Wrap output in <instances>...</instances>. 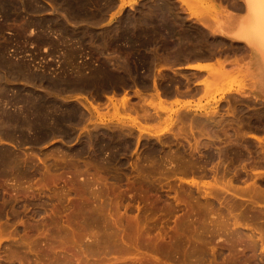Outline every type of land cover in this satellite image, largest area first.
<instances>
[{
  "label": "rangeland",
  "instance_id": "rangeland-1",
  "mask_svg": "<svg viewBox=\"0 0 264 264\" xmlns=\"http://www.w3.org/2000/svg\"><path fill=\"white\" fill-rule=\"evenodd\" d=\"M113 1H115V2H113ZM154 1H158V0H154ZM159 1H161V0H159ZM55 2H58L57 5H56ZM78 2H75L74 4H75V6H78V9L83 10V11H81V14L84 17L81 15V18H83V19H81V18H74V19H77L76 20L77 22L81 19V21H80L81 26H80V24L75 25L74 24L75 22H73L75 20H73L71 23H67L66 22L67 23L66 25H68L67 27H70L71 28V31H73V32H76L77 31L76 32L77 34H75V37L76 36L81 37L82 38L81 41H83V42H80L79 43L78 40H75L76 38L75 39L73 38L72 43H70L71 41H69V40L67 41L68 43L66 41H60L59 42L58 39H60L62 35L61 34L58 35V33L52 32L51 30H50L49 33H48V31L42 32L44 34H45V32L47 34H49L48 35L49 39L47 41H37L35 38H37L39 36V33L41 32L40 31L41 30L40 26H43V25L49 23V20L50 21L51 20L54 21V19H56V18L62 19V16L65 15V11L62 8L64 4L61 2V0H56V1H52V0H37L35 2L34 8L36 6L38 8H35V9L33 8L31 10L32 14L30 12L29 13V16H28L29 19L31 18L30 20H32V21L34 20V24L32 23V25H30L32 28L29 26L28 28H26V30L24 32V34L26 35V39H27L28 42L27 41L25 42L22 39L20 41V40H18L13 35L15 33V30L14 29H16L15 26H17V24L20 22L19 20H18L19 21L18 22V21L14 20V19L13 20L12 19H9V20H7V23H8L7 24L6 23V20L4 21V19L2 20L0 18V23L4 27L3 32L0 33V44L2 45V44H8L9 43L10 46L7 45L8 46V48H7L8 51L6 50V56L8 55L9 56V59H12V60H15V61L19 59V61L20 60H23V62L31 63L32 65L30 64V66L34 67L37 70H38V68L39 69L40 68H43L45 70L48 69L47 71L48 72H51L53 75L60 74L61 71H62V74L66 72L65 74H67V76H69V77L72 76V78L74 77L73 73L74 74L76 73L75 75H77L76 76L77 78L78 77H81L82 74H84L85 76L89 74L90 76L89 75L87 76V77H89L88 79H90V80L93 79L94 82H104V80L106 79L105 82H106V84H107V82L109 83V87L108 88L105 87L102 90H100L98 92L99 95L96 94L98 96H96V97L94 96V98L91 97V96H89V93H91L92 90L94 91L95 89H90L91 91L90 90H86L87 92L85 90H74V91H71L70 93L67 92V93L61 94V95L67 96V98L70 100L69 101V105H72V106L74 105V107L75 106L76 107L80 106L81 107V110H84V111L86 110V108H83L85 106L81 102H79V100L84 101L85 104L86 105L88 104V106L91 109H92V106H91L92 104L90 105V102L93 103V105H97V104L100 103L99 104V106H100L99 107L100 112H98V113H101V114L98 115L96 113V116L94 115V117H96V118L92 117V119H89V120H85L83 122H80L81 124L79 123L80 125H78V128H77L78 130H76L78 132H76V133L77 134H79V133H82L83 134L84 133L83 134V137L81 138L83 140L85 138L84 136L87 134V132L89 133L91 131H96V130H99L100 129L101 137L104 140L103 142H104L105 145L107 144L104 147V149H103L104 151H102V153L100 154V157L102 156L103 158L102 157L101 158L106 163L102 162V160H100V159H99L100 161L99 160L88 159V156L90 154V151H89V148H88L82 154V158L84 159V162H83V166H81V169H83V168H84L83 170H86L87 169L86 171H84L85 173L82 172L78 176L75 175L76 177H74V172H73L74 171V167H73V165L76 162L71 163V166L73 167V169H70V168H72L70 165H69L70 167L67 168L68 167V164H70L71 160H69L68 163L66 162L67 163V166L64 167L63 164H62V167H60L57 170H55L54 169V166H52L53 165L52 164L53 163V160L52 159L55 157V154H54L55 153L54 152V146L61 145V146L65 147L68 150L74 149V146L76 147V145L79 142L78 136H76L77 134L75 135L76 137H72V138H69V139H66V140L63 139V138H60V137H55V138L49 137V138H46V139L40 141L39 143L38 142L37 143H34L33 141L30 142V140H27V141L25 140V141H22V143L19 142V144H18V142L14 141V140H9V139L3 138V137L0 138V150L2 149V151L4 150V152H7V153H10L11 152L10 154H12L13 156H17L18 158H21V159H24V160H27V161H29V159H30V162H29L30 164L27 163V165L24 166V162H22L23 165H21L22 166L21 169H25V171L27 172V174H25V172H23L24 174L21 175V173H20V174H18V176H15V173L13 174V171L14 170L11 169L12 167L10 168V165H7V164H6L7 166L4 165L5 166V169H4L3 166H0V168H2V169H0V196H1V198H0V210H1L0 211V261L2 262L3 260H6L7 259V256L9 257L10 254L12 255L13 252L16 253L18 251V249L21 248V250L18 251L17 255L15 254L16 257H18V260L17 261L19 263H16L17 261L15 259H17V258L14 257L15 255L14 256L13 255L11 256L12 258L13 257L15 258V259L13 258L14 261H15V262L13 261L14 264H21V263L22 264H39V263H37V261L40 262V264H48V262H50L49 264H57V262L54 261V260H57L58 261V258L57 257H59L60 255L61 256L62 255L64 256L66 253H67V256L69 254L70 257H67L66 255L64 256V257L67 258V261L66 262L64 261V264H74V263L75 264H113V263H115V264H122V263L123 264H133V263L134 264H140V263L141 264L142 263L143 264H146V263H148V261L150 263V261L152 259H153V261H151V263H153V264H155L156 262H157L156 264H158V262H159V264H164V263L165 264L166 263L167 264H177L176 261L173 262V259L175 257L177 258V256L180 255V254L183 255V253H181L182 250H181L180 254L177 253V252L174 253V251H173L174 249H171L172 248L171 245L174 244L173 243V240H174L173 238L176 237V236L177 237L179 236V235H177V234H179L177 232L179 231V229L180 230L182 229V226L184 225L183 223L185 222L186 219H188L190 217L191 214L192 215H191V217L188 220L190 221V219L192 218L191 219V221H192L191 223H193L194 221L197 220V219L196 220L194 219V221H193V217H197V215L194 216L195 215L194 212H198V213L200 212L201 213V208H203V210L205 209V211H206V209H208V206L205 207V205L202 206V204L205 201V202H207L205 204L208 205L210 202L207 201V200L210 199V201L212 200L214 204L213 203H212V205L209 204V206H213L214 205L215 209H213V210L216 213H217L218 210L221 211L222 215L223 214L225 215L224 218L227 219V221H225V222L226 223L228 222L227 225L223 222L224 223V226L225 225L227 226L226 227L227 229L224 228V226L222 225L221 226V229H223V230H221V229H218L220 226L219 227H216V226H218L219 223L222 224V222H218L217 221L218 224L216 223V226H214V229H213V232H214V235L213 236L214 237L212 235H207V236H210V237L213 238V241L211 242V244L213 246L216 245L215 246L216 249L214 247L213 253L215 252L214 255L217 254V257L220 258V259H215L217 257L214 256V260H213V262L215 261L214 264H216V263L223 264V263H220V262H222L223 261L222 258L224 259V257H225L224 256V253H227L228 254V252H225V251L227 249L226 247H228L227 246L228 245V242L229 241H232V240H229V239H233V241H236L235 243L238 244V245L236 244V247L238 248L237 251H239L240 248L243 249L242 251H240V253L242 255L239 252H237V254H239V257L240 258L242 257L243 259L245 258L244 260H247V261L249 260V262H246L243 259H241L242 260L241 261L240 258H239V260L241 262L238 261V264H245V263L246 264L247 263L248 264H264V242L262 243V240H259L260 239L259 236L262 234L261 232H264L263 231L264 230V221H263L264 220V141H262L261 139L257 138L258 137L256 135L257 134V131H256L257 129L255 130L256 125H257V114H256L257 102L255 100L249 98L248 96L243 95V94L230 93L231 95L230 94H228L227 96L226 95H223L222 93H224V91L227 88L231 87V84H228L229 86L226 85L225 87H219L218 85H215V84L210 86L209 83H206V86L205 87H207V88H205V93H203L200 96H198L195 101H194V98L192 97L193 99L186 100L183 104L178 105L177 102H176V100L170 101V100L166 99V98H169L168 96L170 95V93H173V90H176L177 91L178 88H179V90L181 88H186L188 90V92H191L192 91V88L190 87V82H188V81L191 80V75L186 74V72H177L176 70H174V71L171 72V71H166V69H165L167 65H170L172 63L174 65H176V64H182V62L184 60V56H186L187 54H189L191 52V50H192V45L190 43H187V42L184 43L183 40H182L183 39V35L182 34H178L179 23H181V21L178 20L176 18V16H174V15H173V17L168 18L167 17L168 16V13H166V17L163 18V19L162 18H155V17L154 18H151L150 15H149V17H147L145 13L148 10V7H149V12H150L151 5L149 3V6H146V3H145L144 0H142L140 2L139 1H136V0H132V1H129L127 3L125 1L122 2V0H110V1L109 0H94V1L93 0H83V1L82 0H79ZM106 2H107V4H105ZM159 3H161V2H159ZM164 3H165V9H166L167 12H168V9H170L172 7L175 9V7H176V4L175 3L173 4V2H169L168 0H164ZM130 4H131V7L130 8H127L126 6L127 5H130ZM59 5H60V7H59ZM56 6H58L59 8L56 7ZM61 8L63 9L62 11L64 13L61 11ZM33 10H35V11H33ZM31 15H33V17ZM86 16H90V18L86 19L87 18ZM37 19H39V20H37ZM82 20H85L86 22L85 21H82ZM41 21H42V23H41ZM91 21L94 22V23L92 24ZM35 22H36V24H35ZM75 26L78 29L74 28ZM29 28H31V29H29ZM80 29H83L84 32H83V30L80 31ZM117 29H119L118 30L119 32L116 31ZM78 30H79V32H78ZM85 30H87V31H85ZM181 30H182V26H181ZM73 32H72V34H73ZM85 32H87V33H85ZM145 32H146V34H145ZM42 33H40V35ZM79 33H81V35H78ZM105 34L108 35L109 37L106 36ZM113 34H116V35H113ZM124 34H126V36H124ZM53 35H55L56 38ZM72 36H74V35H72ZM88 36H89L90 39L87 38ZM101 36H103V37L105 36L106 38L104 37L105 38L104 39ZM119 36H121V37H119ZM57 37H59V38L57 39ZM107 38L108 39H111L112 38L111 39L112 41L111 40L108 41ZM132 38H133V40H132ZM31 39L32 40L34 39L33 42H32ZM53 39H54V41L56 39L58 41L56 40L55 41L56 43L54 42V44H53L52 42H50V41H53ZM165 39L167 41H165ZM74 40H75V42L77 41L79 44L77 42L74 43ZM105 41H107V43H104ZM64 42H66V43H64ZM81 43H83V44L81 45ZM74 44H76V45H74ZM106 44H109L110 47L108 45H106ZM18 45H20V46H18ZM90 45H91V47H90ZM71 46L73 48L75 47V49H73ZM153 46L155 47L154 48L155 51L153 50ZM53 47L55 49H53ZM150 47H151V49H150ZM50 48H52V49H50ZM56 48H58V49H56ZM99 48H100V50H99ZM103 48H104V50H103ZM110 48H111V50H110ZM186 49H187V51H186ZM68 50L70 51V53L72 55L74 54V57L73 58H71L72 55L69 53ZM73 50H76V52L74 53ZM78 51H80V52H78ZM87 51H88V53H87ZM63 52H65V57L63 56L64 55ZM66 54L69 55V56H71V57H68V59H67V55ZM85 54H86V56H85ZM109 54H110V56H109ZM116 54H117V56H116ZM157 56H159V57H157ZM14 57H15V59H14ZM113 57H114V59H113ZM69 58H71L72 60L69 59ZM120 59H123V60H120ZM126 59H127V61L129 60L128 62L125 61V62H127V64L124 62V60H126ZM163 59H165V60H163ZM67 62H68V64H66ZM70 62H71V64H70ZM102 62L104 63V65H103ZM169 62H170V64H169ZM62 63L63 64L65 63V64L63 65ZM73 63H74V65H73ZM79 64H80V66H79ZM82 65H84V66H82ZM75 66H78L79 68L78 67L76 68ZM130 66H132L133 69ZM36 67H38V68H36ZM96 67L97 68L99 67V68L97 69ZM102 67H103V69H102ZM117 67H119V68H117ZM61 68H63V70H61ZM125 68L126 69L128 68L127 69L128 71L127 70H124ZM129 68H130V70H129ZM49 69H52V70H49ZM88 69L90 70L89 72H88ZM148 70H150V71H148ZM53 71H54V73H53ZM58 71H60V72L58 73ZM90 73H96V76H93L92 77ZM104 73H105V76H104ZM129 73L130 74L132 73L133 75L132 74L130 75ZM106 75H108V76H106ZM117 77H119L118 79L121 78L122 81H120V83H119L120 85L118 84L116 86L117 88L114 87L115 89H113L112 88L113 85H110V82L112 81L113 78L114 79H117ZM94 79H96V80H94ZM185 80L187 82H184ZM151 84L153 86H155V87H153ZM207 84H209V85H207ZM120 86H122V88ZM176 87H177V89H175ZM136 88L139 90L138 92L140 93V95H138L139 93L137 94V92H136L137 89ZM114 90H115V92H114ZM140 90H143V91H140ZM158 91H159V93H161V95H160L161 98L163 96V97H165L166 100L164 98L162 100L161 98L157 97L158 96V94H157ZM169 91H170V93H169ZM125 92H127V94ZM142 92H143V95L146 93L145 94L146 97L142 95ZM93 93L94 92H92L91 95ZM118 93H120V94H118ZM123 93H125L126 96L128 95V98H129V101H130L129 104L132 105V106L134 105L136 107V109L138 108L136 111H135V109H131V110L130 109H127L126 112L124 111V107H123V105L120 102V98L123 96ZM150 93L151 94L154 93V95H153L154 98L152 97V95ZM112 95H114V97L117 96L115 98H118L119 95H120V97L118 99H116L119 102L116 101L115 98ZM147 95H149L151 97L149 98V96H147ZM217 95H220V96L217 97ZM138 96H139V98H138ZM110 97H112V99H113L112 101H111ZM151 98H153V99H151ZM146 99L149 100V101L147 102ZM96 101H97V103H96ZM113 101H115V103ZM132 101H134L135 103H133ZM144 101L146 103H144ZM177 101H180V100H177ZM187 101H188V103H187ZM116 102H117V104H116ZM143 103H144L145 106L143 105ZM149 103H150V105H149ZM154 103H157V104H154ZM77 104H79V105H77ZM81 104L83 105V107H82ZM119 104L121 105V107H123V110H122L121 107L118 108V109H116L117 108L116 106H118V107L120 106ZM135 104H138L139 107H137V105H135ZM160 104H161V106H160ZM108 105H110L111 107L108 106ZM140 105H142V108H145V107L148 108L147 109L148 111H147L146 117H144L142 115L143 112H145V111H144V109L142 110V108H141ZM154 105H155V107H154ZM114 107H116V108H114ZM156 107H157L158 110L156 109ZM166 107H168L169 109L166 108ZM105 108L106 109H109V110H105ZM101 109L104 112H102ZM138 110H140L139 111L140 113L138 112ZM141 110H142V112H141ZM150 110H152V111L154 110V111L152 112ZM159 110L160 111L161 110L162 111L164 110V111L163 112L161 111L162 112L161 113ZM105 111H108V112H105ZM158 111L160 112L159 114L157 113ZM179 111H181V113H179ZM183 111H185L186 113L183 112ZM86 112H87V110H86ZM164 112H165L166 115L164 114ZM136 113H137V116L138 117L136 116ZM177 113H178V115H176ZM191 113H192V115H191ZM196 113H198V114H196ZM127 115H129V116H127ZM139 115H141V116H139ZM98 116L101 117V118H99ZM158 116H159V118H158ZM178 116L180 117L179 119H181V120L176 119V118H178ZM133 117H136L138 120L141 119L139 121H141L143 125H145V126L147 125L146 130L148 128L149 129L147 131L146 130L141 131L142 132V134H141V132L138 129H136L135 126L131 125V122L129 121V120L133 119ZM139 117H141V118H139ZM189 117H190L191 120H192V117L195 120L193 119L194 121L193 120L191 121L189 119ZM183 118L186 120V122H185V120ZM95 119H97V120L98 119L99 120L101 119V120L100 121L98 120L99 122L93 121ZM147 119H148V121L146 122ZM173 119H175V120H173ZM159 120H161V121H159ZM176 120H177V122H176ZM89 121H91V122H89ZM117 121H118L119 124L117 123ZM157 121H159V122L157 123ZM182 121H183L184 124L182 123ZM93 122H96L97 124L100 123V124H98V126L95 125V127H94V124L95 123H93ZM115 122H116V124H115ZM89 123H91V124H89ZM103 123H104L105 126L103 125ZM126 124H128V125H126ZM106 125H108V126H106ZM80 126H81V130H79L80 129ZM84 126H85V128H84ZM89 126H90V128H89ZM119 126H121V127H119ZM127 126L130 127L131 129L133 127V129L131 131H128L127 130L125 133H123L122 139H121V135L120 134H122V132H124L126 130ZM169 126H171L170 129H169ZM124 127H126V128H124ZM95 128H96V130H95ZM116 128L117 129L121 128V130L119 129L120 132L122 130H124V131H122L120 133L119 130H118V132L120 133V134H118ZM130 128H129V130H130ZM238 128H239V130H238ZM103 132H104V134H103ZM128 132H129V135H128ZM108 133H109V136H108ZM215 134L218 135V138H216L217 136H215ZM118 135H119V137H117ZM139 135L140 136L143 135V136L140 137ZM228 135H229V137H228ZM137 136H139L140 138L137 137ZM227 137H228V139H227ZM236 138H237V140H236ZM85 139H84V141H85ZM260 140L262 141V143H259V142H261ZM164 141H165V143H164ZM55 142H57V143H55ZM162 142H163V144H162ZM112 145L113 146L114 145H118V146H121V147L123 146L122 147L123 150L120 151V153H122V155H120V153H119V156H118L119 159L117 161H115L117 159L116 158L114 161H112V163H110V162L108 163L106 160L107 159H111L114 156L112 154V153H114L113 150H112L113 148L111 147ZM106 147H107V149H106ZM192 148H194L193 151H192ZM110 149L112 150V153H110L111 152ZM169 149L171 151L170 153L168 151ZM179 149H180V155H183L184 157L183 156H180L178 154L179 153ZM182 149L184 151H186V153ZM32 150H34V151H32ZM34 152H36V153L34 154ZM181 152H182V154H181ZM191 152L192 153L194 152V153L192 154ZM49 154L51 156H49ZM68 154H69V151H68ZM34 155H35V157H34ZM43 155H45L48 159L45 156H43ZM84 155H85V158H84ZM27 156H28V158H26ZM185 156H186V160L184 159L185 162L187 163V165L190 164L191 166L189 165L188 167H186L185 166L186 163H184V160H181L180 161V159L185 158ZM178 157H180L179 161L182 164L178 162ZM33 158L35 159V161H34ZM121 158H123V159L121 160ZM37 159H38V161H37ZM68 159L69 158L67 157V161H68ZM187 159H188L189 162L187 161ZM44 160H46V161H44ZM120 160H121V163L122 164L120 163ZM36 161L39 164L36 163ZM41 161H42V163H41ZM96 161H98V163ZM123 162H124V164H123ZM49 163L52 164V165H50ZM100 163H101V165H100ZM107 163L109 164V166H107ZM37 164H38V166H37ZM87 164H88V166H87ZM118 164H119V166H120V164L122 165V166H120L121 168L118 166ZM34 165H35V167L36 166L37 167L35 168ZM110 165H112V168L114 166H116L113 169L110 168V171L112 170L111 172L109 171V167H111ZM28 166H31V167H29V171H28ZM47 166L49 168H47ZM95 166H96V168H95ZM141 166H143V167H141ZM184 166H185V169H184ZM43 167H44V169H43ZM63 167L66 170H64ZM99 167H101L102 170ZM7 168H9L10 170H13V171L11 172ZM26 168H27V170H26ZM105 168L108 169V170L105 171ZM116 168L117 169L119 168L118 170H121L122 169L121 170L122 172H119L118 170H114ZM136 168H137V171H136ZM182 168L185 170V172H183V169ZM62 169H63V171H62ZM32 170L34 171V173H33ZM39 170H40V172H39ZM43 170H44V172H43ZM52 170H53V172H52ZM93 170H95V171L93 172ZM113 170L116 171V172H113ZM50 171H51V173H50ZM55 171H56V173L58 172L57 173V177L54 176V175H56ZM61 171H62V173H61ZM107 171L110 172V173H108ZM140 171H142V172H140ZM103 172H104V174H103ZM112 172H113V174H116V173L119 172V175H117V174L115 176L112 175L113 176L112 177L111 176V173ZM44 173H47L48 174V176H47L48 178L46 177V175ZM49 173L51 175H53V176L49 175ZM137 173H139V174H137ZM146 173L149 174V176H151V177L146 179L145 178L146 177L145 175H147ZM71 174L73 176H71ZM83 174L85 175V177L83 176ZM120 174H123V175L121 176ZM3 175H5V176H3ZM13 175H14V177H11ZM29 175H30V177H28ZM59 175H61L62 178ZM138 175H139V178L142 177L143 179H141V178L139 179L138 178ZM143 175H144V177H143ZM20 176H22V177L20 178ZM116 176H121V178L123 177L121 179L122 182L119 183V186H118V181H115L116 180V178H115ZM41 177L43 179H40ZM58 177H60L61 180ZM73 177H74V180L75 179L77 180V181L75 180V183L73 182L74 181L73 180ZM133 177L135 178L133 180L134 182L136 180L137 181L138 180H140V181L142 180L141 183H140V181H138L139 183L137 181L135 183L132 182ZM10 178H12V179H10ZM51 178H53V179H51ZM14 179H18V181L17 180L15 181ZM54 179H56V180H54ZM79 179L81 181H84L86 179L88 180V184L86 183L87 180H86V182H84V184H82L83 185V188L85 190L82 188V186L80 185V183H78V180ZM90 179H91L90 183L92 185L89 183V180ZM96 179H98L99 182ZM38 180H39V182H41L40 185H37V184H39ZM45 180L46 181H49V182H46ZM146 180H150V183H149V181L145 182ZM53 181H55V182L52 183ZM63 181H64V183H63ZM216 181H217V183H216ZM19 182H21V183H19ZM30 182H31V184H29ZM34 182H36V183L34 184ZM45 182L47 183V186H46ZM194 182L196 183V186H195V183ZM223 182L224 183L225 182H230L229 184H231L232 187L233 186H234V188L236 187L235 190H234V188H232L229 185L230 186L229 190L232 189L231 190L232 192L233 191L236 192V196L233 197V196H231V194L229 195V193H227V192L225 193V191H221L222 189L219 188V187L223 185V184L222 185L220 184V183H223ZM42 183L44 185H42ZM151 183H152V185H151ZM189 183H191V184L189 185ZM245 183H247V185ZM33 184H34L35 187L33 186ZM67 184L68 185H74V186L67 187L68 186ZM77 184H78V186L76 187ZM120 184H122V185H120ZM138 184H140V186ZM232 184H234V185H232ZM253 184H254V187H253L254 189L251 190L252 192H254L256 194V192L258 191V188H259V191L260 192H263V193H260L259 194V191H258L257 192L258 194L255 195L254 193H252L248 189L250 191V192L248 191L249 194H250L249 195L248 192H246L247 190L245 188H247L246 186H248V185L253 186ZM27 185L28 186L29 185L32 186V188L30 186L28 187ZM41 185H42V189L40 190L39 188H40ZM48 185H50V186H48ZM197 185H198V187H197ZM209 185L212 186L211 189H210V186ZM235 185L238 186V189H240L239 191L237 190V186H235ZM257 185H259V187ZM80 186H81V189H83L84 191L82 190L79 193V192H77V190L79 191ZM18 187H19L20 191H19ZM23 187H26V188L24 189ZM73 187H76V189L73 188ZM104 187L106 188V190H105ZM117 187L119 189H117ZM27 188H28V190H26ZM33 188H34V190H33ZM88 188L91 189V190L89 191ZM215 188L217 190H215ZM248 188H250V187H248ZM255 188H256V190H255ZM43 189H44V192H43ZM61 189H62V191H61ZM63 189H65V190L68 189L69 190V192H68L69 194L68 193H66V194L64 193L65 196H64V194L62 196ZM72 189H75V190L73 191ZM103 189L105 190V192H104ZM208 189H209V191H208ZM241 189H242V191H241ZM100 190H102V191H100ZM236 190L238 192H241V194H239ZM253 190H255V191H253ZM28 191H30V193ZM31 191L33 192V195H31L32 194ZM91 191L93 193L95 192V194H96V196H97L98 199L95 198L94 194H92ZM177 191H179V192H177ZM210 191L213 193V195H211V196H209V192ZM38 192H39V194H38ZM51 192H53V193H51ZM54 192L57 193V194L54 195L55 194ZM119 192L121 193V195H119L120 194ZM201 192H203L204 194L201 193ZM206 192L208 193V196H207V193ZM243 192L245 194H243ZM42 193H44V194H42ZM98 193H99V197H98ZM104 193H105V195H104ZM215 193H217V194H215ZM246 193H247L248 196H250L252 198L249 199V197H248L249 200L246 199L247 198L246 197L247 196ZM251 193L254 196H252ZM70 194H72V195H70ZM84 194H86L87 196L84 195ZM90 194H91V196H90ZM178 194H179V198L182 201H184V202H182L179 198H177V195ZM30 195H31L32 198L31 197H28ZM69 195H70V197H72V196H74V197L70 198ZM88 195H89L90 198L88 197ZM102 195L104 196V198L102 197ZM175 195H176V197H175ZM204 195H206L207 198H204ZM214 195H216V196H214ZM76 196H78V197H76ZM82 196H83V199L84 200L81 199ZM224 196H226V198ZM227 196L228 197L231 196L230 198H233V199H230L229 198L230 200L228 199L229 200L228 201L227 200V198H228ZM39 197L40 198L43 197L42 198L43 200L40 199ZM174 197H175V199L177 198L179 200H177V199L175 200ZM208 197H210V198L208 199ZM215 197H217V198H215ZM242 197L244 198V200H243ZM76 198H77V200H76ZM78 198H79V201H78ZM92 198H95V201ZM223 198H225V199H223ZM4 199H6V200H4ZM31 199H33V201ZM205 199H207V200H205ZM218 199H219V201H218ZM220 199H223V200H220ZM44 200H46L45 203H41L42 201L44 202ZM225 200H227V201H225ZM34 201L37 202V203H35ZM179 201H181V202H179ZM39 202H40V204H39ZM58 202H59V204H58ZM104 202H105V204H104ZM186 202L189 205L188 204H185ZM219 202L221 204H218ZM222 202L225 203V204L227 203L228 205L226 204V206H229V204H230L231 207H232V204H233V207L232 208L234 209L233 210L234 213H238L239 210H240L239 212H241V211L243 212L244 211L243 213L241 212V214L242 215H245L246 218L244 216V220L243 221L241 219L243 216L241 218H239L241 220V223H243V224L245 223V225L242 224L241 227L243 226L245 228V227L248 226L249 229L248 228H245V229L244 228H241L240 225L239 226L238 225L233 226L234 219L232 218V216L230 218L228 212L225 210L226 206ZM229 202H231V203H229ZM245 202H246V204H245ZM251 202H254V203H251ZM33 203H35V204H33ZM54 203L57 204V205H55ZM65 203H67V204L65 205ZM76 203L78 204V206L75 207V205H77ZM79 203H84L85 209L82 207L84 209V212L78 214L77 218H79L80 216L82 217L83 215L84 216L82 218L80 217L81 220L75 218L77 220L76 221L75 219H72L71 216L76 211H78L76 209H78L79 206L82 205V204L80 205ZM191 203L193 204L192 208L194 210L197 209L196 207H198V208L200 207L199 208L200 210L197 209V211H194L193 213L190 214L191 211L188 212L189 211L188 209L190 208V205H192ZM87 204H92V205H87ZM94 204H96V205H94ZM110 204H111V206H110ZM147 204H148V206H147ZM215 204L218 205V206L220 205L219 206L220 209ZM234 204L236 205L235 207H234ZM240 204H241V207L244 206V207H242L244 210H242V208L239 209ZM99 205L100 206H102V205L103 206L104 205L106 206V208L103 209V212H105V210H106V212L104 214L107 217L105 215L101 214L106 219V222H103V221H105V220H103V217L102 216L100 217V215L97 214L98 215V218H99L98 220L101 221L100 218H102V220H103L102 221L103 223H99L102 227L101 228H98V227H100V225H98V222H99L98 221L97 224H96L98 227L94 223V226H93L94 228L93 227L92 228L95 231H97L98 233L97 232H94L95 234L94 233H91V232L94 231L92 228H91L92 230L90 228L83 229V227H82V229H79L82 226V224H83L82 222L84 221V218H87V217L88 218H90V217L95 218L96 217V214H95L96 212H94V211L96 210V208L100 207ZM136 205L138 207L139 206L141 207V205H142L143 208L142 209L140 207L139 208L142 211H143V209L145 211H143V213L140 212L141 210ZM65 206H66V208L69 207V209L67 208V211H66ZM72 206L75 207L76 209L73 208ZM144 206H146V207H144ZM252 206H255V207L252 208ZM63 207H64V210L65 211L62 209ZM71 207L73 208V210L71 209ZM149 207H151L152 209H150ZM216 207H218V208H216ZM148 208L150 210H154V212L149 215V217H148V220L149 221L148 220L145 221V219L147 218L146 217L147 215H145V213H147L146 211H149ZM212 208L213 207H211V209ZM236 208H237V210H236ZM54 209H58V210H54ZM70 209H71V211H70ZM253 209H255V210H253ZM8 210H11L12 213L10 211H8ZM85 210H86V212H85ZM87 210H89V211H87ZM55 211H57V212H55ZM138 211L140 212V214H138ZM161 211H163V212H161ZM214 211H213L214 214L211 213L212 215H210L212 217L211 218L212 220L215 219L214 217L216 216ZM67 212H69V213H67ZM71 212H74V213H71ZM107 212H108V214H111V213L112 214L111 215H108ZM56 213H58L60 215H58ZM200 213L198 214V219L199 218L201 219L202 216H205L204 215V213H205L204 211L202 213V216L200 215ZM14 214H16L17 216L14 215ZM67 214H68V216H67ZM91 214H93V215H91ZM226 214H227V216H226ZM89 215H91V216H89ZM114 215H115V217H114ZM117 215H119V216H117ZM137 215L138 216L140 215L139 216L140 219L141 220L143 219L144 221L142 220V222H141V220L139 219V217L137 218ZM141 215H143L142 218H141ZM54 216L55 217H59V218H55L54 219ZM116 216H117L118 219L116 218ZM210 216H209V218H210ZM67 217H68V219H67ZM133 217H135L137 219L134 218L135 219L134 220ZM107 218L108 219H111L112 218L111 220H113L114 222H112L111 220H108ZM127 219H128V221H129L130 224L132 222V225L128 224ZM182 219L184 221H181ZM202 219H203V217H202ZM229 219H230V221H229ZM54 220H55V223L53 224L52 222H54ZM178 220H180L182 222V223H180L181 225L179 224L180 221H178ZM220 220H222V219H220ZM134 221L135 222L136 221L137 222L140 221V223L137 226L139 230L142 228L141 226L147 227V230L145 229V227L142 228L140 230V232H139V235L136 236L137 231H139V230H137V228H135L136 227V225H135L136 223H133ZM56 222H57V224H56ZM121 222H124L123 224H126V222H127V226L130 227V228H128V227L126 228V225L124 227V225ZM147 222H149V223H147ZM36 223L39 224V225H37ZM49 223H51V224L49 225ZM175 223H177V224H175ZM195 223H197V221L194 222L192 225L194 226ZM140 224H142V225H140ZM185 224H186L187 227L190 226V227L194 228L193 226H191L189 224V222L188 223L185 222ZM59 225H61V226H59ZM67 225H70L71 227L70 226L68 227ZM74 225H76V228H75ZM105 225H106V227H107V225L108 226L110 225L109 228H111V229L113 227L116 228L114 230V233L118 234L119 236L116 235V234H114L117 237L114 238V240H116V242L113 241L112 244L110 242H109L110 244L109 243H106V242H105L106 243L105 244V243H103L104 241H102L101 243H102L103 247L106 245L105 246L106 248L104 247V249H102V250H105L103 252V251H101V248H103L102 245L97 243V245H98V247H97V245L95 244V242L99 238L98 235L102 237L103 236L102 234H104L103 232L105 230H108L107 229L108 227L106 228ZM133 225H135V226H133ZM178 225L180 227H178ZM231 225L233 227H235V228H237V226H238L237 230L239 228L240 229L237 231ZM72 226H73V229L71 230L70 228H72ZM77 226L79 227L78 229H77ZM139 226H140V228H139ZM176 226H177L178 229L176 228ZM120 227H122L123 229L125 228L124 229L125 232ZM187 227H184V228H187ZM33 228L34 229H37V230H34L33 231ZM51 228H52V231H51ZM131 228L133 229L132 231L134 233L131 231ZM173 228H175V229H173ZM56 229H58L59 231L56 230ZM64 229H67L68 231L67 230H64ZM69 229L72 231V233H74L76 231L75 232L76 235L75 234H71V231L69 232ZM75 229H77L78 231L75 230ZM100 229H102L103 231L100 230ZM215 229L216 230H219V231H216ZM233 229H234V232H233ZM250 229H252L253 232ZM80 230H81V232L83 230L82 233L84 235H86L87 237L84 236V235H82V233H79ZM88 230H90V231H88ZM98 230H100V231H98ZM116 230H118V231L116 232ZM149 230H150V232L151 231L152 232L150 233ZM230 230H231V232H230ZM130 231L133 233L132 235H131V232ZM143 231H145V232L142 233V234H140ZM147 231H148V233H146ZM175 231H177L176 232L177 233L176 235L174 233ZM215 231H216V233H215ZM241 231L244 232V233H241ZM248 231H250V233L253 234L252 235V239H253L252 241H249V239H247V237H245L246 236L245 233H248L249 234ZM55 232L57 234L59 232L60 234L59 235H57V234L55 235L54 234ZM77 232L79 233V235H77L78 234ZM86 232L87 233L90 232V233L87 234ZM157 232L159 233L158 236H157ZM163 232L164 233L166 232L167 234L166 233L164 234ZM50 233H52L53 235L50 234ZM68 233L71 234V235H70V237H66V238H71L72 239V240L71 239H68L69 240V243H68V240L67 239L65 240V238H64L65 235L66 236H69ZM145 233L147 235H145ZM152 233H154V235H152ZM161 233H163V234H161ZM238 233L241 234V236L244 234L245 236L244 235L243 236L246 239L244 241H243L242 238L239 239L237 237V235H239ZM259 233H261V234H259ZM96 234H98V235H96ZM127 234L128 235H131L132 238L129 237ZM170 234H172V235H170ZM181 234L183 236L184 234H186V232H182ZM27 235L28 236L30 235L29 236L30 238L32 237L30 239V241L31 242L34 241L33 243H31L30 241H28L29 240L28 239L29 237ZM91 235H92V238H91ZM162 235H163V237H162ZM167 235H169L170 237H168ZM81 236H83V237H81ZM122 236H124V238ZM146 236L147 237L149 236V237L147 238ZM150 236L152 238H150ZM153 236H155V237H153ZM160 236H161V239H160V244L161 245L157 243L159 241V240L157 241V238H160ZM171 236L172 237L174 236V237L171 239ZM182 236H180V237H182ZM263 236H264V233H263ZM20 237L22 238V240L24 242L20 240L21 239ZM96 237H98V238L95 241L94 238H96ZM118 237H119V239H118ZM165 237H167V238H165ZM61 238H64V243L65 244L62 243L63 246L60 244L61 242H63L62 241L63 239L61 240ZM138 238H140V239H138ZM176 238H175V240H176ZM25 239H27V240H25ZM42 239H44V240H42ZM134 239H136L135 241L137 243L134 241ZM163 239L166 240V242H167V240H169V242H167L168 244L166 242L164 244L163 243L164 242ZM170 239L172 240V242H170ZM19 240H20V242H19ZM90 240L92 242H94L93 244H95L96 248H95V246L93 244H90V245H92V248L89 247L90 245L86 248L87 242L90 243ZM117 240H119V241H117ZM140 240L143 241V242H141ZM161 240H162V243H161ZM70 241H71V243H70ZM144 241H145V243H144ZM152 241H156V242H154L155 243V246L154 247H153L154 243ZM233 241H232V243H234ZM248 241H249V243H248ZM21 242H23L24 244H26L28 242L31 245L27 244V247H26V245H24ZM149 242L152 243L153 245L150 244ZM222 242H224V243H222ZM253 242H255V243H253ZM51 243H54L55 245L53 244V247H52L51 246L52 245ZM57 243L61 245L62 249H61L60 245L58 247V244ZM81 243H82V245H81ZM33 244H34V246H32ZM39 244H41V245L38 248V245ZM67 244L68 245L70 244V245L68 246ZM72 244H73V247H71ZM117 244H119V246ZM142 244H144L145 247ZM166 244L169 245V246H164ZM19 245H20V247H19ZM56 245H57V247H56ZM65 245H67V247H65ZM157 245H158V250H157V247H156ZM24 246H25L26 250H28V252H25L26 250H25V248H23ZM29 246H31V248H29ZM46 246H47V248H45ZM146 246H147V248H146ZM218 246H219V249L217 250V247ZM17 247H18V249H17ZM32 247H34V248H32ZM93 247L96 250L99 249V247H101V248L97 252ZM159 247H160V250H159ZM167 247H170V248L168 249ZM27 248H29V249H27ZM35 248L36 249L38 248V249L35 250ZM43 248H44V251L42 253ZM50 248H52V249H50ZM113 248H115V249H113ZM165 248H167V249H165ZM14 249H17V251L16 252L13 251ZM23 249L25 250L24 251L25 253L23 252ZM31 249H32V251H30ZM110 249H111V251H110ZM151 249L152 250L154 249L155 251L154 250L152 251ZM161 249L164 250V251H161ZM182 249H184V248H182ZM220 249L222 250V252L223 251L224 252L222 253ZM33 250H35V252H38V254L37 253L35 254V252H33ZM106 250L107 251H110V253L109 252L107 253ZM168 250H170L169 253L171 252L173 254L172 256H175L174 258L171 257V255L168 253ZM39 251H41V252H39ZM61 251H62V253H61ZM227 251H228V249H227ZM20 252L23 255L24 254L25 255L22 256V254ZM45 252H46V254H47L48 257L44 255ZM218 252H219V254H218ZM242 252H244V253H242ZM39 253H41V254H39ZM164 253L165 254H169L170 256L169 255L166 256ZM245 253L248 256L246 255V257H245ZM34 254H35V256H34ZM54 254H57V257H55L56 255H54ZM118 254H120V255H118ZM161 254H162V256H161ZM227 254H225V255H227ZM42 255H43V257L44 256L45 257L44 258L41 257V261H39L40 260V257L39 256H42ZM19 256H20V259H22L21 262L19 261L20 260L19 259ZM23 257L26 258V262H24L25 261V258H23ZM53 257H55V258L53 259ZM64 257L62 259H64ZM169 257H171L170 260H169ZM179 257L180 256H178V258ZM211 257H212V255H211ZM182 258H183V256L181 258H179L180 264L182 263L181 262ZM248 258H250V259H248ZM27 259H28V261H27ZM64 260H66V259H64ZM146 260H148V261L146 262ZM154 260H155V262H154ZM45 261L46 262L48 261V262L46 263ZM144 262H146V263H144ZM179 262H178V264H179ZM242 262H244V263H242ZM58 264H63V263H58ZM203 264H208V263L205 262Z\"/></svg>",
  "mask_w": 264,
  "mask_h": 264
},
{
  "label": "bare ground",
  "instance_id": "bare-ground-1",
  "mask_svg": "<svg viewBox=\"0 0 264 264\" xmlns=\"http://www.w3.org/2000/svg\"><path fill=\"white\" fill-rule=\"evenodd\" d=\"M37 0H0V18L3 20L4 19V21L6 20V23H7V20H9V19H14V20H16V21H18L19 23L17 24L15 21V23L17 24V26H15L16 27V29H14L15 30V33L13 34L18 40H20L21 41V39L23 40V41H27V39H26V35L24 34V32H25V30H26V28H28L30 25H32V23L34 24V20L32 21V20H30L29 18H28V16H29V13L31 12V10L34 8V5H35V2H36ZM52 1H56V0H52ZM79 1V0H78ZM77 0H61V2L64 4L63 5V9H64V11H65V15H63L62 16V19H60V18H56V19H54V21H50L49 20V23H47V24H45V25H43V26H40V28H41V32L40 33H42V32H44V31H48V33L50 32V30L52 31V32H55V33H58V35L59 34H61L62 36H61V38L60 39H58L59 37H57V39L59 40V42L60 41H71L70 43H72V40H73V38L75 39V40H78L79 41V43L80 42H83V41H81L82 40V38L81 37H78V36H76L75 37V34H77L76 32H73V31H71V28L70 27H67L68 25H66L67 23H71L73 20H75V21H73V22H75L74 24L75 25H77V24H80V21H81V19H83V18H81V11H83V10H81V9H78V6H75V2H78ZM83 1V0H82ZM94 1V0H93ZM110 1V0H109ZM124 0H122V2H123ZM126 1V0H125ZM129 1V0H128ZM169 1V0H168ZM51 2V1H50ZM60 2V1H59ZM85 2V1H84ZM92 2V1H91ZM98 2V1H97ZM101 2V1H100ZM113 2H115V1H113ZM250 2V1H249ZM52 3V2H51ZM56 3V5H57V3L58 2H55ZM79 3V2H78ZM252 3V2H251ZM38 4V3H37ZM61 4V3H60ZM105 4H107V2L105 3ZM114 4V3H113ZM151 4V3H150ZM80 5V4H79ZM111 5V4H110ZM141 5V4H140ZM252 5V10L251 11H253L252 13H251V15H252V17L254 18L253 19V21H254V23H252V24H250L251 26H250V28H251V30H252V33L251 34H253V36L256 38V34H258V33H261L262 32V27L260 26V25H262L260 22H261V20H262V18L264 17V14H262L263 12H264V4L263 3H261L260 2V0H253V4H251ZM51 6V5H50ZM86 6V5H85ZM96 6V5H95ZM156 6V5H155ZM158 6V5H157ZM160 6V5H159ZM56 7H58V6H56ZM55 7V8H56ZM59 7H60V5H59ZM58 7V8H59ZM89 7V6H88ZM35 8H38L37 6L35 7ZM34 8V9H35ZM61 8V11L63 10ZM90 8V7H89ZM92 8V7H91ZM169 8V7H168ZM93 9V8H92ZM99 9V8H98ZM37 10V9H36ZM33 11H35V10H33ZM63 12V11H62ZM64 13V12H63ZM154 13V12H153ZM156 13V12H155ZM31 14H32V12H31ZM87 14V13H86ZM146 14V13H145ZM88 15V14H87ZM32 17H33V15H31ZM55 16V15H54ZM83 16V15H82ZM261 16H263L262 18H260ZM61 17V16H60ZM84 17V16H83ZM87 18L86 19H88V18H90V16H86ZM104 17V16H103ZM122 17V16H121ZM163 17V16H162ZM22 20H21V19ZM74 18H81L78 22L76 21L77 19H74ZM94 18V17H93ZM137 18V17H136ZM33 19V18H32ZM36 19V18H35ZM40 19V18H39ZM39 19H37V20H39ZM102 19V18H101ZM163 19V18H162ZM173 19V18H172ZM250 19V18H249ZM11 20V21H12ZM47 20V19H46ZM48 21V20H47ZM82 21H85V20H82ZM181 21V20H180ZM184 21V20H183ZM67 22V23H66ZM86 22V21H85ZM92 22V21H91ZM174 22V21H173ZM179 22V21H178ZM13 23V22H12ZM11 23V24H12ZM39 23V22H38ZM41 23H42V21H41ZM45 23V22H44ZM43 23V24H44ZM94 22H92V24H93ZM97 23V22H96ZM132 23V22H131ZM149 23V22H148ZM157 23V22H156ZM4 24V23H3ZM8 24V23H7ZM35 24H36V22H35ZM159 24V23H158ZM72 25V24H71ZM35 26V25H34ZM39 26V25H38ZM80 26H81V24H80ZM182 26V25H181ZM9 27V26H8ZM31 27V26H30ZM79 27V26H78ZM85 27V26H84ZM32 28V27H31ZM31 28H29V29H31ZM39 28V27H38ZM74 28H76V26L74 27ZM73 28V29H74ZM83 28V27H82ZM115 28V27H114ZM72 29V30H73ZM76 29H78V28H76ZM75 29V30H76ZM181 29V28H180ZM3 30H4V27L2 26V24L0 23V33L1 32H3ZM83 29H80V31H82ZM119 29H117L116 31H118ZM251 30H250V32H251ZM85 31H87V30H85ZM98 31V30H97ZM148 31V30H147ZM191 31V30H190ZM202 31V30H201ZM31 32V31H30ZM72 32H73V34H72ZM78 32H79V30H78ZM83 32H84V30H83ZM105 32V31H104ZM103 32V33H104ZM119 32V31H118ZM130 32V31H129ZM40 33H39V36L37 37V38H35L37 41H47L48 39H49V37H48V35L49 34H47L46 32H45V34L44 33H42L41 35H40ZM85 33H87V32H85ZM158 33V32H157ZM24 34V35H23ZM91 34V33H90ZM98 34V33H97ZM109 34V33H108ZM120 34V33H119ZM145 34H146V32H145ZM144 34V35H145ZM72 35H74V36H72ZM78 35H81V33H79ZM106 35V34H105ZM110 35V34H109ZM113 35H116V34H113ZM112 35V36H113ZM157 35V34H156ZM176 35V34H175ZM31 36V35H30ZM54 37H55V35H53ZM90 36V35H89ZM89 36L87 37V38H89ZM106 36H108V35H106ZM111 36V37H112ZM124 36H126V34H124ZM162 36V35H161ZM96 37V36H95ZM101 37H103V36H101ZM100 37V38H101ZM105 37V36H104ZM103 37V38H104ZM109 37V36H108ZM115 37V36H114ZM119 37H121V36H119ZM132 37V36H131ZM143 37V36H142ZM56 38V37H55ZM86 38V39H87ZM99 38V39H100ZM106 38V37H105ZM104 38V39H105ZM113 38V37H112ZM111 38V39H112ZM207 38V37H206ZM52 39V38H51ZM56 39V40H57ZM90 39V38H89ZM93 39V38H92ZM108 39V38H107ZM111 39H108V41L109 40H111ZM121 39V38H120ZM146 39V38H145ZM184 39V38H183ZM182 39V40H183ZM190 39V38H189ZM204 39V38H203ZM32 40V39H31ZM34 40V39H33ZM33 40H32V42H33ZM55 40V41H56ZM57 40V41H58ZM75 40H74V43H76L75 42ZM101 40V39H100ZM131 40V39H130ZM132 40H133V38H132ZM143 40V39H142ZM218 40V39H217ZM256 40H257V38H256ZM6 41V40H5ZM15 41V40H14ZM50 41V40H49ZM54 39H53V41H50V42H52L53 44H54ZM85 41V40H84ZM89 41V40H88ZM112 41V40H111ZM165 41H167L166 39H165ZM177 41V40H176ZM201 41V40H200ZM204 41V40H203ZM28 42V41H27ZM66 42H64V43H66ZM96 42V41H95ZM99 42V41H98ZM169 42V41H168ZM175 42V41H174ZM217 42V41H216ZM223 42V41H222ZM2 43V42H1ZM5 43V42H4ZM19 43V42H18ZM31 43V42H30ZM56 43V42H55ZM58 43V42H57ZM63 43V42H62ZM68 43V42H67ZM69 43V44H70ZM78 43V42H77ZM78 43V44H79ZM86 43V42H85ZM104 43H107V41H105ZM119 43V42H118ZM214 43V42H213ZM218 43V42H217ZM216 43V44H217ZM221 43V42H220ZM32 44V43H31ZM77 44V45H78ZM83 43H81V45H82ZM123 44V43H122ZM200 44V43H199ZM204 44V43H203ZM7 45H9V43L8 44H0V138H6V139H9V140H14V141H16V142H18V144H19V142L20 143H22V141H27V140H30V142H34V143H39L40 141H42V140H44V139H46V138H49V137H51V138H55V137H60V138H63V139H69V138H72V137H76V136H78V140H79V142H78V144L76 145V147L74 146V149H71V150H68V149H66L65 147H63V146H61V145H56V146H54V154H55V157L52 159L53 160V165L52 164H50V165H52V166H54V169L55 170H57L58 168H60V167H62V164H63V166L65 167V166H67V163L69 162V160H71V162H70V164H68V167L67 168H69L70 166H71V163H74V162H76V163H74V165H73V167H74V177H76V176H78L79 174H81L82 172H84V171H86V170H83V169H81V166H83V162H84V159L82 158V154L85 152V150L86 149H88L89 148V151H90V154H89V156H88V159H92V160H102V162H104L103 161V157L101 158L100 157V154L102 153V151H104L103 149H104V147L107 145H105L104 144V140L102 139V137H101V132H100V129L99 130H96V128H95V130L96 131H91V132H87V134L84 136L85 138V141H84V139L82 140L81 138L83 137V134L82 133H79V134H77L76 132H78V131H76V130H78L77 128H78V125H80L81 123L80 122H83V121H85V120H89V119H92V117H94V115L96 116V113L98 114V115H100L101 113H98V112H100V109H99V104H97V105H93V103H91L90 102V105L92 106V109L88 106V104L86 105L85 104V102L84 101H81V100H79V102H81L85 107H83V105H82V107L83 108H86V110H87V112H86V110L84 111V110H81V107L80 106H78V107H74V105L72 106V105H69V99L67 98V96H65V95H61V94H63V93H67V92H71V91H74V90H90V89H95L94 91L92 90V92H94L92 95H91V93H89V96H91V97H93L94 98V96L96 97V96H98L99 94H98V92L100 91V90H102L103 88H105V87H109V83L107 82V84H106V82H105V80H104V82H94L93 81V79L92 80H90V79H88L89 77H87L88 75H84V74H82V76L81 77H76L77 75H75L74 73H73V75H74V77L72 78V76L71 77H69V76H67V74H65V73H63L62 74V71L61 70H63V68H61V73L60 74H57V75H53L51 72H48L47 70L48 69H43V68H38V67H36V68H38V70L37 69H35L34 67H32V66H30V64L31 63H27V62H23V60H20L19 61V59L18 60H12V59H9V56L7 55L6 56V50H7V48H8V46ZM74 45H76V44H74ZM106 45H108L109 46V44H106ZM105 45V46H106ZM128 45V44H127ZM152 45V44H151ZM158 45V44H157ZM156 45V46H157ZM197 45V44H196ZM214 45V44H213ZM212 45V46H213ZM218 45V44H217ZM10 46V45H9ZM18 46H20V45H18ZM51 46V45H50ZM54 46V45H53ZM69 46V45H68ZM146 46V45H145ZM220 46V45H219ZM233 46V45H232ZM72 47V46H71ZM90 47H91V45H90ZM110 47V46H109ZM125 47V46H124ZM163 47V46H162ZM196 47V46H195ZM194 47V48H195ZM224 47V46H223ZM30 48V47H29ZM61 48V47H60ZM73 48V47H72ZM71 48V49H72ZM80 48V47H79ZM82 48V47H81ZM102 48V47H101ZM139 48V47H138ZM154 46H153V50H154ZM158 48V47H157ZM173 48V47H172ZM176 48V47H175ZM219 48V47H218ZM222 48V47H221ZM220 48V49H221ZM225 48V47H224ZM23 49V48H22ZM49 49V48H48ZM50 49H52V48H50ZM53 49H55L54 47H53ZM56 49H58V48H56ZM73 49H75V47L73 48ZM133 49V48H132ZM150 49H151V47H150ZM87 50V49H86ZM99 50H100V48H99ZM102 50V49H101ZM103 50H104V48H103ZM107 50V49H106ZM110 50H111V48H110ZM122 50V49H121ZM127 50V49H126ZM130 50V49H129ZM137 50V49H136ZM135 50V51H136ZM205 50V49H204ZM209 50V49H208ZM8 51V50H7ZM66 51V50H65ZM69 51V50H68ZM74 51V53L76 52V50H73ZM109 51V50H108ZM151 51V50H150ZM155 51V50H154ZM184 51V50H183ZM186 51H187V49H186ZM203 51V50H202ZM201 51V52H202ZM206 51V50H205ZM214 51V50H213ZM213 51H210V52H213ZM216 51V50H215ZM222 51V50H221ZM12 52V51H11ZM78 52H80V51H78ZM115 52V51H114ZM167 52V51H166ZM207 52V51H206ZM64 53V57H65V52H63ZM69 53H70V51H69ZM73 53V52H72ZM87 53H88V51H87ZM95 53V52H94ZM103 53V52H102ZM123 53V52H122ZM126 53V52H125ZM129 53V52H128ZM162 53V52H161ZM187 53V52H186ZM189 53V52H188ZM191 53V52H190ZM195 53V52H194ZM193 53V54H194ZM198 53V52H197ZM215 53V52H214ZM19 54V53H18ZM68 54V53H67ZM66 54V55H67ZM71 54V53H70ZM105 54V53H104ZM192 54V53H191ZM204 54V53H203ZM208 54V53H207ZM219 54V53H218ZM72 55V54H71ZM76 55V54H75ZM102 55V54H101ZM121 55V54H120ZM152 55V54H151ZM205 55V54H204ZM241 55V54H240ZM244 55H246V54H244ZM77 56V55H76ZM81 56V55H80ZM85 56H86V54H85ZM106 56V55H105ZM109 56H110V54H109ZM116 56H117V54H116ZM128 56V55H127ZM132 56V55H131ZM141 56V55H140ZM164 56V55H163ZM179 56V55H178ZM200 56V55H199ZM226 56V55H225ZM11 57V56H10ZM41 57V56H40ZM68 57H71V56H69V55H67V59H68ZM74 57V54L72 55V57L71 58H73ZM90 57V56H89ZM107 57V56H106ZM105 57V58H106ZM135 57V56H134ZM152 57V56H151ZM157 57H159V56H157ZM166 57V56H165ZM192 57V56H191ZM217 57V56H216ZM224 57V56H223ZM227 57V56H226ZM234 57V56H233ZM236 57V56H235ZM71 58H69V59H71ZM91 58V57H90ZM109 58V57H108ZM126 58V57H125ZM168 58V57H167ZM14 59H15V57H14ZM98 59V58H97ZM113 59H114V57H113ZM138 59V58H137ZM227 59V58H226ZM239 59H241V58H239ZM72 60V59H71ZM93 60V59H92ZM101 60V59H100ZM120 60H123V59H120ZM159 60V59H158ZM163 60H165V59H163ZM191 60V59H190ZM216 60V59H215ZM218 60V59H217ZM224 60H225V58H224ZM223 59H222V61H224ZM228 60V59H227ZM232 60V59H231ZM67 61V60H66ZM65 61V62H66ZM70 61V60H69ZM110 61V60H109ZM125 61H127V59L126 60H124V62ZM129 61V60H128ZM127 61V62H128ZM134 61V60H133ZM132 61V62H133ZM157 61V60H156ZM234 62H235V60H233ZM74 62V61H73ZM76 62V61H75ZM87 62V61H86ZM98 62V61H97ZM127 62H125L126 64H127ZM95 63V62H94ZM103 63V62H102ZM116 63V62H115ZM221 63H223V62H221ZM236 63V62H235ZM61 64V63H60ZM63 64V63H62ZM65 64V63H64ZM63 64V65H64ZM66 64H68V62L66 63ZM70 64H71V62H70ZM69 64V65H70ZM88 64V63H87ZM91 64V63H90ZM124 64V63H123ZM160 64V63H159ZM173 64V63H172ZM176 64V63H175ZM227 64V63H226ZM32 65V64H31ZM73 65H74V63H73ZM101 65V64H100ZM103 65H104V63H103ZM115 65V64H114ZM167 65V64H166ZM171 65V64H170ZM169 65V66H170ZM174 65V64H173ZM192 65V64H191ZM223 65H224V63H223ZM234 65V64H233ZM236 65V64H235ZM35 66V65H34ZM52 66V65H51ZM79 66H80V64H79ZM82 66H84V65H82ZM88 66V65H87ZM96 66V65H95ZM117 66V65H116ZM125 66V65H124ZM225 66V65H224ZM223 66V67H224ZM44 67V66H43ZM54 67V66H53ZM56 67V66H55ZM76 68L78 67V66H75ZM93 67V66H92ZM91 67V68H92ZM126 67V66H125ZM128 67V66H127ZM130 67H132V66H130ZM46 68V67H45ZM58 68V67H57ZM68 68V67H67ZM75 68V69H76ZM79 68V67H78ZM90 68V69H91ZM97 68V67H96ZM95 68V69H96ZM99 68V67H98ZM97 68V69H98ZM101 68V67H100ZM117 68H119V67H117ZM165 68V67H164ZM207 68V67H206ZM218 68V67H217ZM66 69V68H65ZM73 69V68H72ZM87 69V68H86ZM102 69H103V67H102ZM113 69V68H112ZM128 69V68H127ZM126 68L124 69V70H127ZM132 69H133V67H132ZM131 69V70H132ZM135 69V68H134ZM150 69V68H149ZM166 69V68H165ZM214 69V68H213ZM49 70H52V69H49ZM56 70V69H55ZM92 70V69H91ZM101 70V69H100ZM129 70H130V68H129ZM159 70V69H158ZM178 70V69H177ZM60 71H58V73L60 72ZM75 71V70H74ZM87 71V70H86ZM90 70L88 69V72H89ZM96 71V70H95ZM128 71V70H127ZM135 71V70H134ZM148 71H150V70H148ZM162 71V70H161ZM183 71V70H182ZM56 72V71H55ZM76 72V71H75ZM93 72V71H92ZM130 72V71H129ZM132 72V71H131ZM166 72V71H165ZM172 72V71H171ZM202 72V71H201ZM53 73H54V71H53ZM57 73V72H56ZM55 73V74H56ZM79 73V72H78ZM102 73V72H101ZM120 73V72H119ZM149 73V72H148ZM156 73V72H155ZM160 73V72H159ZM210 74H212V72H209ZM216 73V74H215ZM91 74V76L93 77V76H96V73H90ZM128 74V73H127ZM130 74V73H129ZM132 74V73H131ZM130 74V75H131ZM137 74V73H136ZM146 74V73H145ZM154 74V73H153ZM177 74V73H176ZM69 75V74H68ZM100 75V74H99ZM116 75V74H115ZM123 75V74H122ZM133 75V74H132ZM213 75V74H212ZM90 76V75H89ZM98 76V75H97ZM104 76H105V73H104ZM103 76V77H104ZM106 76H108V75H106ZM118 76V75H117ZM129 76V75H128ZM145 76V75H144ZM209 76V75H208ZM211 76V75H210ZM209 76V78H210V80L211 79H213V78H215L216 79V77L215 76H217V72H214V77L212 76V78ZM99 77V76H98ZM102 77V76H101ZM112 77V76H111ZM116 77V76H115ZM188 77V76H187ZM218 77V76H217ZM97 78V77H96ZM100 78V77H99ZM110 78V77H109ZM119 77H117V79H112V81L110 82V85H113V89H115L114 87H116L119 83H120V81H122L121 80V78L120 79H118ZM98 79V78H97ZM108 79V78H107ZM138 79V78H137ZM146 79V78H145ZM181 79V78H180ZM190 79V78H189ZM94 80H96V79H94ZM100 80V79H99ZM125 80V79H124ZM140 80V79H139ZM205 80V79H204ZM210 80H208L210 83V86H211V84H212V82L213 81H210ZM214 80V79H213ZM98 81V80H97ZM18 82V83H17ZM125 82V81H124ZM130 82V81H129ZM206 82V81H205ZM113 83V84H112ZM155 83V82H154ZM159 83V82H158ZM231 83V82H230ZM229 83V84H230ZM132 84V83H131ZM140 84V83H139ZM156 84V83H155ZM160 84V83H159ZM203 84H204V82H203ZM209 84H207V85H209ZM120 85V84H119ZM134 85V84H133ZM152 85V84H151ZM153 86V85H152ZM151 86V87H152ZM229 86V85H228ZM121 88H122V86H120ZM149 87V86H148ZM153 87H155V86H153ZM158 87V86H157ZM161 87V86H160ZM117 88V87H116ZM140 88V87H139ZM194 88V87H193ZM201 88V87H200ZM207 88V87H206ZM132 89V88H131ZM137 89V88H136ZM142 89V88H141ZM145 89V88H144ZM165 89V88H164ZM163 89V90H164ZM175 89H177V87L175 88ZM183 88H181V90H182ZM198 89V88H197ZM205 89V88H204ZM228 89V88H227ZM155 90V89H154ZM167 90V89H166ZM169 90V89H168ZM186 90V89H185ZM196 90V89H195ZM199 90V89H198ZM91 91V90H90ZM113 91V90H112ZM111 91V92H112ZM136 91V90H135ZM139 90L137 89V94L139 93L138 92ZM140 91H143V90H140ZM176 90H173V94H174V92H175ZM178 93L180 92V90H179V88H178ZM187 91V90H186ZM87 92V91H86ZM114 92H115V90H114ZM122 92V91H121ZM120 92V93H121ZM124 92V91H123ZM133 92V91H132ZM152 92V91H151ZM154 92V91H153ZM172 92V91H171ZM183 92V91H182ZM181 92V93H182ZM185 92V91H184ZM120 93H118V94H120ZM126 94H127V92H125ZM125 93H123V96L120 98V102H121V104L123 105V107H124V111L126 112L127 111V109H135V111L138 109H136V107L133 105H130L129 103H130V101H129V98H128V95L126 96L125 95ZM134 93V92H133ZM149 93V92H148ZM147 93V94H148ZM169 93H170V91H169ZM96 94H98V95H96ZM114 94V93H113ZM135 94V93H134ZM146 94V93H145ZM143 95V92H142V95L143 96H145L146 97V95ZM151 94V93H150ZM157 94H158V96L157 97H159V98H161V93H159V91L157 92ZM168 94V93H167ZM170 94H172V93H170ZM172 94V95H173ZM175 94H177V93H175ZM185 94V93H184ZM236 94V93H235ZM73 95V94H72ZM104 95V94H103ZM115 95V94H114ZM114 95H112L113 97H114ZM138 95H140V93L138 94ZM152 95V97H153V95H154V93L153 94H151ZM180 95H183V93L182 94H180ZM186 95V94H185ZM221 95V94H220ZM231 95V94H230ZM106 96V95H105ZM147 96H149V95H147ZM156 96V95H155ZM226 96H227V94H226ZM115 97H117V96H115ZM114 97V98H115ZM119 97H120V95H119ZM118 97V98H119ZM130 97V96H129ZM151 96H149V98H150ZM169 97V96H168ZM181 97V96H180ZM192 97V96H191ZM92 98V99H93ZM118 98H115V100L116 99H118ZM138 98H139V96H138ZM144 98V97H143ZM154 98V97H153ZM153 98H151V99H153ZM156 98V97H155ZM163 98L165 99V97H163L162 96V100H163ZM83 99V98H82ZM110 99H111V101L113 100L112 99V97H110ZM145 99V98H144ZM143 99V100H144ZM166 99H168V98H166ZM165 99V100H166ZM170 99V98H169ZM168 99V100H169ZM193 99V98H192ZM137 100V99H136ZM147 100V99H146ZM156 100V99H155ZM174 100V99H173ZM75 101V100H74ZM91 101V100H90ZM116 101H118V100H116ZM138 101V100H137ZM149 100H147V102H148ZM84 102V103H83ZM94 102V101H93ZM107 102V101H106ZM110 102V101H109ZM108 102V103H109ZM114 103H115V101H113ZM119 102V101H118ZM133 103H135L134 101H132ZM157 102V101H156ZM159 102V101H158ZM176 102H179V101H177L176 100ZM71 103V102H70ZM96 103H97V101H96ZM144 103H146L145 101H144ZM144 103H143V105H144ZM152 103V102H151ZM187 103H188V101H187ZM75 104V103H74ZM116 104H117V102H116ZM142 104V103H141ZM148 104V103H147ZM146 104V105H147ZM154 104H157V103H154ZM167 104V103H166ZM180 104H182V103H180ZM76 105V104H75ZM77 105H79V104H77ZM107 105V104H106ZM105 105V106H106ZM114 105V104H113ZM120 105V104H119ZM135 105H137V107H139L138 106V104H135ZM149 105H150V103H149ZM168 105V104H167ZM185 105V104H184ZM103 106V105H102ZM108 106H110V105H108ZM141 106V108H142V105H140ZM145 106V105H144ZM160 106H161V104H160ZM159 106V107H160ZM193 106V105H192ZM259 106V105H258ZM107 107V106H106ZM111 107V106H110ZM117 107V108H116ZM116 107H114V108H116V109H118V108H120L121 107V105L118 107V106H116ZM123 107H121L122 108V110H123ZM151 107V106H150ZM154 107H155V105H154ZM164 107V106H163ZM172 107V106H171ZM177 107V106H176ZM182 107V106H181ZM180 107V108H181ZM165 108V107H164ZM166 108H168V107H166ZM144 109V111L145 112H143V116L144 117H146V115H147V109L148 108H142V110ZM146 109V110H145ZM155 109V108H154ZM156 109H157V107H156ZM169 109V108H168ZM167 109V110H168ZM172 109V108H171ZM170 109V110H171ZM102 110V109H101ZM105 110H109V109H106L105 108ZM121 110V109H120ZM121 110V111H122ZM142 110H141V112H142ZM158 110V109H157ZM166 110V111H167ZM140 110H138V112H139ZM150 111H152V110H150ZM154 111V110H153ZM152 111V112H153ZM160 111V110H159ZM157 112L158 114L162 111H160V112ZM164 111V110H163ZM162 111V112H163ZM190 111V110H189ZM188 111V112H189ZM200 111V110H199ZM102 112H104L103 110H102ZM105 112H108V111H105ZM132 112V111H131ZM134 112V111H133ZM137 112V113H138ZM161 112V113H162ZM183 112H185V111H183ZM137 113H136V116H137ZM140 113V112H139ZM151 113V112H150ZM179 113H181V111H179ZM186 113V112H185ZM200 113V112H199ZM215 113V112H214ZM164 114H165V112H164ZM183 114V113H182ZM196 114H198V113H196ZM150 115V114H149ZM153 115V114H152ZM162 115V114H161ZM166 115V114H165ZM168 115V114H167ZM176 115H178V113L176 114ZM175 115V116H176ZM181 115V114H180ZM186 115V114H185ZM191 115H192V113H191ZM116 116V115H115ZM127 116H129V115H127ZM139 116H141V115H139ZM205 116V115H204ZM262 116V115H261ZM99 117V116H98ZM138 117V116H137ZM152 117V116H151ZM161 117V116H160ZM163 117V116H162ZM183 117V116H182ZM185 117V116H184ZM206 117V116H205ZM94 118H96V117H94ZM99 118H101V117H99ZM103 118V117H102ZM109 118V117H108ZM112 118V117H111ZM121 118V117H120ZM139 118H141V117H139ZM158 118H159V116H158ZM180 117L178 116V118H176V119H178V120H181V119H179ZM209 118V117H208ZM105 119V118H104ZM110 119V118H109ZM154 119V118H153ZM163 119V118H162ZM184 119V118H183ZM187 119V118H186ZM189 119H190V117H189ZM194 118L192 117V120H193ZM199 119V118H198ZM99 120V119H98ZM97 119H95V120H93V121H97V122H99ZM139 120H141V119H139ZM136 117H133V119H131V120H129L130 122H131V125H133V126H135L136 127V129H138L140 132L141 131H144V130H146V128H147V125L145 126V125H143L142 124V122L141 121H139ZM172 120V119H171ZM173 120H175V119H173ZM185 120V119H184ZM191 120V119H190ZM191 120V121H192ZM195 120V119H194ZM193 120V121H194ZM148 121V119L146 120V122ZM159 121H161V120H159ZM159 121H157V123L159 122ZM89 122H91V121H89ZM129 122V123H130ZM152 122V121H151ZM163 122V121H162ZM176 122H177V120H176ZM185 122H186V120H185ZM80 123V124H79ZM93 123H95L94 124V127H95V125H97L98 126V124H100V123H96V122H93ZM106 123V122H105ZM110 123V122H109ZM114 123V122H113ZM117 123H118V121H117ZM124 123V122H123ZM164 123V122H163ZM182 123H183V121H182ZM89 124H91V123H89ZM88 124V125H89ZM115 124H116V122H115ZM119 124V123H118ZM117 124V125H118ZM125 124V123H124ZM123 124V125H124ZM147 124V123H146ZM172 124V123H171ZM174 124V123H173ZM181 124V123H180ZM184 124V123H183ZM263 124V123H262ZM103 125H104V123H103ZM121 125V124H120ZM126 125H128V124H126ZM149 125V124H148ZM153 125V124H152ZM177 125V124H176ZM182 125V124H181ZM253 125V124H252ZM87 126V125H86ZM105 126V125H104ZM106 126H108V125H106ZM110 126V125H109ZM172 126V125H171ZM171 126H169V129H170V127ZM88 127V126H87ZM86 127V128H87ZM93 127V126H92ZM93 127V128H94ZM113 127V126H112ZM111 127V128H112ZM116 127V126H115ZM119 127H121V126H119ZM123 127V126H122ZM259 127V126H258ZM83 128V127H82ZM84 128H85V126H84ZM89 128H90V126H89ZM118 128V127H117ZM116 128V130H117V132H118V130L120 129L121 130V128H119V129H117ZM124 128H126V127H124ZM123 128V129H124ZM129 128L130 127H128L127 126V128H126V130L124 131V130H122V131H124V132H122V134H120L121 132H120V130H119V132H118V134H120L121 135V139H122V135H123V133H125L127 130L128 131H131L132 129H133V127H132V129L130 128V130H129ZM242 128V127H241ZM263 128V127H262ZM113 129V128H112ZM149 129V128H148ZM147 129V130H148ZM79 130H81V126H80V129ZM91 130V129H90ZM108 130V129H107ZM146 130V131H147ZM151 130V129H150ZM228 130V129H227ZM238 130H239V128H238ZM255 130H256V128H255ZM169 131V130H168ZM85 132V131H84ZM105 132V131H104ZM104 132H103V134H104ZM108 132V131H107ZM225 132V131H224ZM237 132V131H236ZM137 133V132H136ZM150 133V132H149ZM226 133V132H225ZM260 133V132H259ZM77 134V135H76ZM106 134V133H105ZM131 134V133H130ZM140 134V133H139ZM141 134H142V132H141ZM213 134V133H212ZM76 135V136H75ZM114 135V134H113ZM112 135V136H113ZM127 135V134H126ZM128 135H129V132H128ZM211 135V134H210ZM235 135V134H234ZM237 135V134H236ZM108 136H109V133H108ZM111 136V135H110ZM125 136V135H124ZM140 136V135H139ZM139 136H137V137H139ZM143 135H141L140 137H142ZM215 136H217L216 138H218V135H216L215 134ZM227 136V135H226ZM232 136V135H231ZM241 136V135H240ZM116 137V136H115ZM117 137H119V135L117 136ZM139 137V138H140ZM228 137H229V135H228ZM228 137H227V139H228ZM243 137V136H242ZM261 137H263V135L261 136ZM111 138V137H110ZM138 138V139H139ZM231 138V137H230ZM234 138V137H233ZM238 138V137H237ZM237 138H236V140H237ZM258 138V137H257ZM243 139V138H242ZM261 139V138H260ZM263 139V138H262ZM241 140V139H240ZM249 140V139H248ZM254 140V139H253ZM259 140V139H258ZM62 141V140H61ZM261 141V140H260ZM263 141V140H262ZM262 141L261 142H259V143H262ZM66 142V141H65ZM72 142V141H71ZM126 142V141H125ZM167 142V141H166ZM233 142V141H232ZM55 143H57V142H55ZM62 143V142H61ZM116 143V142H115ZM164 143H165V141H164ZM198 143V142H197ZM196 143V144H197ZM33 144V143H32ZM162 144H163V142H162ZM109 145V144H108ZM111 145V144H110ZM160 145V144H159ZM237 145V144H236ZM241 145V144H240ZM263 145V144H262ZM87 146V147H86ZM247 146V145H246ZM52 147V146H51ZM56 147V148H55ZM113 149V152L114 153H112V150H111V152L110 153H112L114 156L111 158V159H105L108 163L110 162V163H112V161H114L116 158V160L115 161H117L119 158H118V156H119V153H120V151L121 150H123L122 149V147L121 146H118V145H112L111 146ZM126 147V146H125ZM243 147V146H242ZM263 147V146H262ZM261 147V148H262ZM247 148V147H246ZM6 149V148H5ZM106 149H107V147H106ZM125 149V148H124ZM127 149V148H126ZM171 149V148H170ZM170 149L168 150L169 151V153L171 152L170 151ZM193 149L194 148H192V151H193ZM196 149V148H195ZM7 150V149H6ZM69 151V154H68V151ZM109 150V151H110ZM183 150V149H182ZM190 150V149H189ZM32 151H34V150H32ZM48 151V150H47ZM184 151V150H183ZM9 152V151H8ZM45 152V151H44ZM138 152V151H137ZM185 153H186V151H184ZM183 152V153H184ZM11 153V152H10ZM10 153H7V152H4V150L2 151V149L0 150V166H3L4 167V169H5V166L4 165H10V168L11 169H13V170H10L9 168H7V169H9L11 172L13 171V174L15 173V176H18V174H20L21 173V175L22 174H24L23 172H25V174H27V172L25 171V169H21L22 168V166L21 165H23L22 164V162H24V166L25 165H27V163H29L30 162V159H29V161H27V160H24V159H21V158H18L17 156H13L12 154H10ZM36 152H34V154H35ZM49 153V152H48ZM51 153V152H50ZM147 153V152H146ZM178 153V152H177ZM192 153V152H191ZM194 153V152H193ZM192 153V154H193ZM196 153V152H195ZM43 154V153H42ZM87 154V155H88ZM105 154V153H104ZM103 154V155H104ZM124 154V153H123ZM179 155H180V149H179V153H178ZM181 154H182V152H181ZM189 154V153H188ZM15 155V154H14ZM17 155V154H16ZM33 155V154H32ZM31 155V156H32ZM37 155V154H36ZM120 155H122V153H120ZM147 155V154H146ZM150 155V154H149ZM170 155V154H169ZM30 156V157H31ZM42 156V155H41ZM43 156H45V155H43ZM48 156V155H47ZM49 156H51L50 154H49ZM180 156H183V155H180ZM193 156V155H192ZM34 157H35V155H34ZM37 157V156H36ZM46 157V156H45ZM44 157V158H45ZM67 157L69 158L68 159V161H67ZM109 157V156H108ZM184 157V156H183ZM26 158H28V156L26 157ZM25 158V159H26ZM32 158V157H31ZM47 158V157H46ZM84 158H85V155H84ZM110 158V157H109ZM182 158V157H181ZM188 158V157H187ZM34 159V158H33ZM48 159V158H47ZM123 158H121V160H122ZM179 159H180V157H178V162L179 163H181L180 161L181 160H186V156H185V158H183V159H180V161H179ZM191 159V158H190ZM32 160V159H31ZM91 160V161H92ZM99 160V161H100ZM121 160H120V163H121ZM185 160H184V163H186L185 162ZM33 161V160H32ZM34 161H35V159H34ZM37 161H38V159H37ZM36 161V163H38ZM44 161H46V160H44ZM51 161V160H50ZM49 161V162H50ZM62 163H61V162ZM187 161H188V159H187ZM67 162V163H66ZM87 162V161H86ZM97 163H98V161H96ZM189 162V161H188ZM35 163V162H34ZM33 163V164H34ZM41 163H42V161H41ZM48 163V162H47ZM91 163V162H90ZM104 163H106V162H104ZM107 163V166H109V164ZM114 163V162H113ZM116 163V162H115ZM30 164V163H29ZM39 164V163H38ZM38 164H37V166H38ZM61 164V165H60ZM89 164V163H88ZM88 164H87V166H88ZM117 164V163H116ZM122 164V163H121ZM120 164V166H122ZM123 164H124V162H123ZM182 164V163H181ZM180 164V165H181ZM6 165V166H7ZM45 165V164H44ZM70 165V166H69ZM100 165H101V163H100ZM115 165V164H114ZM113 165V166H114ZM184 165V164H183ZM190 165V164H189ZM189 165H187V163H186V167H188ZM21 166V167H20ZM36 166V167H37ZM85 166V165H84ZM97 166V165H96ZM96 166H95V168H96ZM106 166V165H105ZM106 166V167H107ZM111 167H109V171H110V168H112V165H110ZM118 166H119V164H118ZM119 166V167H120ZM185 166H184V169H185ZM191 166V165H190ZM9 167V166H8ZM29 167H31V166H28V171H29ZM33 167V166H32ZM34 167H35V165H34ZM33 167V168H34ZM35 167V168H36ZM46 167V166H45ZM64 167H63V169H64ZM72 167V166H71ZM73 167L72 168H70V169H73ZM91 167V166H90ZM94 167V166H93ZM114 167H116V166H114ZM113 167V168H114ZM141 167H143V166H141ZM182 167V166H181ZM24 168V167H23ZM34 168V169H35ZM47 168H49L48 166H47ZM52 168V167H51ZM100 169H101V167H99ZM103 168V167H102ZM112 168V169H113ZM121 168V167H120ZM140 168V167H139ZM0 169H2V168H0ZM32 169V168H31ZM33 169V170H34ZM42 169V168H41ZM43 169H44V167H43ZM63 169H62V171H63ZM94 169V168H93ZM99 169V170H100ZM104 169V168H103ZM119 169V168H118ZM117 168L116 169H114V170H118ZM183 169V168H182ZM183 169V172H185V170ZM26 170H27V168H26ZM32 170V171H33ZM37 170V169H36ZM64 170H66V169H64ZM91 170V169H90ZM102 170V169H101ZM106 170H108V169H106L105 168V171ZM113 170V172H116V171H114ZM122 170V169H121ZM121 170H118L119 172H122ZM143 170V169H142ZM31 171V170H30ZM48 171V170H47ZM62 171H61V173H62ZM89 171V170H88ZM95 170H93V172H94ZM112 171V170H111ZM110 171V172H111ZM136 171H137V168H136ZM139 171V170H138ZM145 171V170H144ZM3 172V171H2ZM39 172H40V170H39ZM43 172H44V170H43ZM52 172H53V170H52ZM60 172V171H59ZM102 172V171H101ZM108 172V171H107ZM110 172H108V173H110ZM113 172L111 173V176L112 175H119V172L118 173H116V174H113ZM140 172H142V171H140ZM147 172V171H146ZM7 173V172H6ZM10 173V172H9ZM33 173H34V171H33ZM50 173H51V171H50ZM49 173V175H51ZM55 173H56V171H55ZM54 173V174H55ZM58 173V172H57ZM57 173H56V175H54V176H56L57 177ZM69 173V172H68ZM85 173V172H84ZM87 173V172H86ZM92 173V172H91ZM98 173V172H97ZM106 173V172H105ZM130 173V172H129ZM149 173V172H148ZM3 174V173H2ZM12 174V173H11ZM30 174V173H29ZM42 174V173H41ZM45 175H46V177L48 176V174L47 173H44ZM100 174V173H99ZM103 174H104V172H103ZM137 174H139V173H137ZM147 174V173H146ZM76 175V176H75ZM102 175V174H101ZM121 176L123 175V174H120ZM142 175V174H141ZM152 175V174H151ZM3 176H5V175H3ZM10 176V175H9ZM34 176V175H33ZM51 176H53V175H51ZM61 178H62V176L61 175H59ZM71 176H73L72 174H71ZM82 176V175H81ZM83 176L85 177V175L83 174ZM121 176H116L115 178H116V180L115 181H118V186H119V183L120 182H122L121 181V179L123 178H121ZM125 176V175H124ZM135 176V175H134ZM146 177V179L147 178H150L151 176H149V174H147V175H145ZM148 176V177H147ZM11 177H14V175L13 176H11ZM22 176H20V178H21ZM26 177V176H25ZM28 177H30V175L28 176ZM60 177H58V178H60ZM70 177V176H69ZM74 177H73V180H74ZM83 177V178H84ZM91 177V176H90ZM89 177V178H90ZM113 177V176H112ZM111 177V178H112ZM143 177H144V175H143ZM258 177V176H257ZM16 178V177H15ZM48 178V177H47ZM61 178H60V180H61ZM93 178V177H92ZM138 178H139V175H138ZM141 179H143L142 177H140ZM139 178V179H140ZM262 178V177H261ZM6 179V178H5ZM10 179H12V178H10ZM19 179V178H18ZM18 179H14L15 181L17 180L18 181ZM40 179H43L42 177L40 178ZM39 179V180H40ZM46 179V178H45ZM51 179H53V178H51ZM50 179V180H51ZM57 179V178H56ZM56 179H54V180H56ZM85 179V178H84ZM95 179V178H94ZM93 179V180H94ZM106 179V178H105ZM135 178L133 177V179H132V182H134L133 180H134ZM137 179V178H136ZM255 179V178H254ZM39 180H38V182H39ZM72 180V181H73ZM76 180V179H75ZM75 180L73 181L74 183H75ZM87 180V179H86ZM86 180H84V181H81L80 179L78 180V183H80V185L82 186V188H83V185L82 184H84V182H86ZM96 180H98V179H96ZM113 180V181H114ZM153 180V179H152ZM257 180V179H256ZM20 181V180H19ZM28 181V180H27ZM43 181V180H42ZM46 181V180H45ZM58 181V180H57ZM77 181V180H76ZM90 181H91V179L89 180V183H90ZM95 181V180H94ZM137 181V180H136ZM135 181V182H136ZM138 181H140V180H138ZM137 181V182H138ZM142 181V180H141ZM141 181H140V183H141ZM147 181H149V183H150V180H146L145 182H147ZM22 182V181H21ZM21 182H19V183H21ZM46 182H49V181H46ZM45 182V184H46V186H47V183ZM55 181H53L52 183H54ZM98 182H99V180H98ZM134 182V183H135ZM183 182V181H182ZM253 182V181H252ZM36 182H34V184H35ZM40 183L41 182H39V184H37V185H40ZM63 183H64V181H63ZM71 183V182H70ZM87 184H88V180H87V182H86ZM85 183V184H86ZM117 183V182H116ZM133 183V184H134ZM139 183V182H138ZM143 183V182H142ZM193 183V182H192ZM195 183V182H194ZM216 183H217V181H216ZM230 182H223V183H220L222 186H220L219 188H221L222 190L221 191H225V193L227 192V193H229V195L231 194V196H236V192H232L231 190H229V188H230V186H231V184H229ZM233 183V182H232ZM251 183V182H250ZM17 184V183H16ZM29 184H31V182L29 183ZM34 184H33V186H34ZM58 184V183H57ZM73 184V183H72ZM91 184V183H90ZM89 184V185H90ZM191 183H189V185H190ZM246 185H247V183H245ZM258 184V183H257ZM15 185V184H14ZM42 185H44L43 183H42ZM42 185L40 186V190L42 189ZM60 185V184H59ZM64 185V184H63ZM66 185V184H65ZM68 185V184H67ZM92 185V184H91ZM96 185V184H95ZM99 185V184H98ZM116 185V184H115ZM120 185H122V184H120ZM136 185V184H135ZM139 186H140V184H138ZM151 185H152V183H151ZM230 185V186H229ZM232 185H234V184H232ZM256 185V184H255ZM28 186V185H27ZM26 186V187H27ZM30 186V185H29ZM28 186V187H29ZM48 186H50V185H48ZM70 186H74V185H68L67 187H70ZM78 186V184L76 185V187ZM81 186H80V188H79V191L77 190V192H81L83 189H81ZM94 186V185H93ZM195 186H196V183H195ZM210 186V185H209ZM235 186H237V185H235ZM258 187H259V185H257ZM26 187H23L24 189L26 188ZM31 188H32V186H30ZM35 187V186H34ZM39 187V186H38ZM37 187V188H38ZM76 187H73V188H75L76 189ZM95 187V186H94ZM98 187V186H97ZM197 187H198V185H197ZM211 187L212 186H210V189H211ZM216 187V186H215ZM232 187V186H231ZM245 187V186H244ZM243 187V188H244ZM247 188H245L247 191L246 192H248L249 190L251 191L252 189H254L253 187H254V184H253V186H250V185H248V186H246ZM248 187H250V188H248ZM252 187V188H251ZM13 188V187H12ZM44 188V187H43ZM55 188V187H54ZM59 188V187H58ZM63 188V187H62ZM86 188V187H85ZM90 188V187H89ZM88 188V189H89ZM105 188V187H104ZM200 188V187H199ZM208 188V187H207ZM218 188V189H219ZM232 188H234V186L232 187ZM236 188V187H235ZM235 188H234V190H235ZM240 188V187H239ZM18 189H19V187H18ZM30 189V188H29ZM38 189V190H39ZM60 189V188H59ZM71 189V188H70ZM75 189H72L73 191L75 190ZM87 189V188H86ZM96 189V188H95ZM101 189V188H100ZM117 189H119L118 187H117ZM197 189V188H196ZM213 189V188H212ZM249 189V190H248ZM262 189V188H261ZM260 189V190H261ZM17 190V189H16ZM26 190H28V188L26 189ZM33 190H34V188H33ZM32 190V191H33ZM47 190V189H46ZM53 190V189H52ZM58 190V189H57ZM68 190V189H67ZM67 190H65V189H63V193H62V196H63V194L65 193H68L69 192V190L67 191ZM85 190V189H84ZM83 190V191H84ZM91 189H89V191H90ZM104 190V189H103ZM105 190H106V188H105ZM105 190H104V192H105ZM122 190V189H121ZM198 190V189H197ZM214 190V189H213ZM212 190V191H213ZM215 190H217L216 188H215ZM220 190V189H219ZM237 190L239 191L240 189H238V186H237ZM236 190V191H237ZM255 190H256V188H255ZM255 190H253V191H255ZM19 191H20V189H19ZM24 191V190H23ZM31 191V192H32ZM56 191V190H55ZM61 191H62V189H61ZM67 191V192H66ZM100 191H102V190H100ZM120 191V190H119ZM123 191V190H122ZM208 191H209V189H208ZM237 191V192H238ZM241 191H242V189H241ZM249 191V192H250ZM258 191H259V188H258ZM257 191V192H258ZM262 191V190H261ZM17 192V191H16ZM26 192V191H25ZM29 193H30V191H28ZM34 192V191H33ZM33 192H32V194L31 195H33ZM42 192V191H41ZM43 192H44V189H43ZM47 192V191H46ZM45 192V193H46ZM50 192V191H49ZM48 192V193H49ZM57 192V191H56ZM76 192V193H77ZM92 192V191H91ZM141 192V191H140ZM177 192H179V191H177ZM176 192V193H177ZM219 192V191H218ZM217 192V193H218ZM245 192V191H244ZM243 192V194H245ZM249 192H248V194H249ZM252 192V191H251ZM256 192V194H258ZM24 193V192H23ZM27 193V192H26ZM25 193V194H26ZM28 193V194H29ZM36 193V192H35ZM51 193H53V192H51ZM55 193V192H54ZM60 193V192H59ZM74 193V192H73ZM78 193V194H79ZM100 193V192H99ZM99 193H98V197H99ZM102 193V192H101ZM120 193V192H119ZM201 193H203V192H201ZM207 193V192H206ZM205 193V194H206ZM211 193V194H210ZM217 193H215V194H217ZM220 193V192H219ZM224 193V194H225ZM239 194H241V192H238ZM252 193H254V192H252ZM251 193V195L252 196H254L253 194ZM260 193H263V192H260L259 191V194ZM24 194V195H25ZM38 194H39V192H38ZM42 194H44V193H42ZM47 194V193H46ZM57 193H55L54 195H56ZM65 194H64V196H65ZM69 194V193H68ZM77 194V195H78ZM82 194V193H81ZM87 194V193H86ZM86 194H84V195H86ZM92 194H94V196H95V198H97V196H96V194H95V192L93 193L92 192ZM134 194V193H133ZM157 194V193H156ZM155 194V195H156ZM204 194V193H203ZM255 194V193H254ZM255 194V195H256ZM31 195L30 196H28V197H31ZM37 195V194H36ZM49 195V194H48ZM53 195V194H52ZM70 195H72V194H70ZM70 195H69V197H70ZM74 195V194H73ZM80 195V194H79ZM78 195V196H79ZM83 195V196H84ZM104 195H105V193H104ZM107 195V194H106ZM119 195H121V193L119 194ZM141 195V194H140ZM190 195V194H189ZM211 195H213V193L210 191L209 192V196H211ZM246 195H247V193H246ZM250 195V194H249ZM35 196V195H34ZM58 196V195H57ZM60 196V195H59ZM68 196V195H67ZM75 196V195H74ZM74 196H72V197H74ZM78 196H76V197H78ZM83 196L81 197V199H83ZM87 196V195H86ZM90 196H91V194H90ZM142 196V195H141ZM182 196V195H181ZM207 196H208V193H207ZM214 196H216V195H214ZM218 196V195H217ZM230 196V197H231ZM72 197H70V198H72ZM88 197H89V195H88ZM87 197V198H88ZM102 197L104 198V196L102 195ZM172 197V196H171ZM175 197H176V195H175ZM175 197H174V199H175ZM225 198H226V196H224ZM228 197V196H227ZM230 197H228L227 198V200L230 198ZM240 197V196H239ZM247 198L246 199H248V197H249V199L250 198H252V197H250V196H246ZM0 198H1V196H0ZM32 198V197H31ZM40 198V197H39ZM43 198V197H42ZM42 198H40V199H42ZM90 198V197H89ZM88 198V199H89ZM95 198H92V199H94V201H95ZM101 198V197H100ZM177 198H179V194L177 195ZM176 198V199H177ZM182 198V197H181ZM186 198V197H185ZM204 198H207L206 197V195H204ZM210 197H208V199H209ZM215 198H217V197H215ZM225 198H223V199H225ZM243 198V197H242ZM26 199V198H25ZM24 199V200H25ZM68 199V198H67ZM98 199V198H97ZM96 199V200H97ZM107 199V198H106ZM135 199V198H134ZM133 199V200H134ZM140 199V198H139ZM161 199V198H160ZM175 199V200H176ZM180 199V198H179ZM179 199H177V200H179ZM184 199V198H183ZM214 199V198H213ZM223 199H220V200H223ZM230 199H233V198H230ZM229 199V200H230ZM248 199V200H249ZM4 200H6V199H4ZM32 201H33V199H31ZM43 200V199H42ZM61 200V199H60ZM71 200V199H70ZM69 200V201H70ZM74 200V199H73ZM76 200H77V198H76ZM84 200V199H83ZM87 200V199H86ZM90 200V199H89ZM181 200V199H180ZM205 200H207V199H205ZM227 200H225V201H227ZM228 200V201H229ZM243 200H244V198H243ZM37 201V200H36ZM45 201L46 200H44V202L42 201L41 203H45ZM58 201V200H57ZM78 201H79V198H78ZM92 201V200H91ZM107 201V200H106ZM137 201V200H136ZM156 201V200H155ZM159 201V200H158ZM182 201V200H181ZM181 201H179V202H181ZM207 201H209L208 203L210 204V205H212V203H213V201L211 202L210 201V199L209 200H207ZM215 201V200H214ZM218 201H219V199H218ZM247 201V200H246ZM252 201V200H251ZM35 202V201H34ZM61 202V201H60ZM65 202V201H64ZM97 202V201H96ZM95 202V203H96ZM109 202V201H108ZM144 202V201H143ZM182 202H184V201H182ZM250 202V201H249ZM255 202V201H254ZM254 202H251V203H254ZM35 203H37V202H35ZM35 203H33V204H35ZM57 203V202H56ZM70 203V202H69ZM75 203V202H74ZM94 203V202H93ZM178 203V202H177ZM205 203H207V202H205L204 201V203L202 204V206H204L205 205V207L206 206H208V209H206V211H205V209L203 210V208H201V213H200V215L202 216V213H203V211L205 212L204 213V215L205 216H202L203 217V219H202V217H201V219L199 218L198 219V212H194V211H197V209L198 210H200L198 207H196L197 209L196 210H194L193 208H192V206H193V204L192 205H190V208L188 209L189 211L188 212H190V214L191 213H195V215L194 216H196L197 215V217H193V221H194V219L197 221V223H195L194 224V226L192 225L194 222H196V221H194L193 223H191L192 221H191V219H190V221L188 220L190 217H191V215H190V217L188 218V219H186L185 220V222H189V224L191 225V226H193L194 228H192V227H190V226H186V224H185V222L182 224L184 227H187V228H184L183 226H182V229L180 230L179 229V231L177 232V231H175L174 233H175V235L177 234V233H179V234H177V235H179L177 238L176 237H172L171 236V239L173 238L174 240H173V243L174 244H172L171 245V249H174L173 251H174V253H179L180 254V252H181V250H182V252L181 253H183V255H178V256H180L179 258H181L182 256H183V258H182V260H181V264H203V263H205V262H207L208 264L210 263H212V264H214V262H213V260H214V256L215 257H217V254H215L214 255V253H213V249H214V247L216 246H213L212 244H211V242L213 241V238L212 237H210V236H207V235H214V232H213V229H214V226H216V223H217V221L218 222H222V224H220L219 223V225L218 226H216V227H219L218 229H221V226L223 225L224 226V223L227 225L228 224V222L226 223L225 221H227V219H225L224 218V214L222 215V213H221V211H217V213L213 210V209H215V207H214V205L213 206H209V204L207 205V204H205ZM223 203V202H222ZM229 203H231V202H229ZM9 204V203H8ZM39 204H40V202H39ZM38 204V205H39ZM55 204V203H54ZM58 204H59V202H58ZM67 203H65V205H66ZM77 204V203H76ZM81 206H79V208L78 209H76L75 207L76 206H78V204L77 205H75V207H73V208H75L76 210H78V211H76L75 213L74 212H71V213H74L72 216H71V218L72 219H75V218H77V216H78V214H80V213H83L84 212V209H85V205H84V203H79ZM86 204V203H85ZM104 204H105V202H104ZM107 204V203H106ZM165 204V203H164ZM185 204H188L187 202L185 203ZM214 204V203H213ZM218 204H221L220 202L218 203ZM223 204H225V203H223ZM222 204V205H223ZM227 204V203H226ZM226 204H225V206H226ZM245 204H246V202H245ZM42 205V204H41ZM55 205H57V204H55ZM87 205H92V204H87ZM94 205H96V204H94ZM101 205V204H100ZM99 205V206H100ZM140 205V204H139ZM189 205V204H188ZM216 205V204H215ZM228 205V204H227ZM256 205V204H255ZM12 206V205H11ZM62 206V205H61ZM105 206V205H104ZM103 205L102 206H100V207H98V208H96V210L94 211V212H96L95 214H96V217L95 218H93V217H90V218H84V221L82 222L83 224H82V226L79 228L78 226H77V229L79 228V229H82V227H83V229H87V228H92L93 226H94V223H95V225L97 224V222L99 221L98 219V215H100V217L102 216L103 217V220H105V221H103L102 220V218H100V220L101 221H99L98 222V225H100L99 223H103V222H106V219L104 218V216L103 215H105L104 213L106 212V210H105V212H103V209L104 208H106V206L104 207ZM110 206H111V204H110ZM137 206V205H136ZM147 206H148V204H147ZM185 206V205H184ZM216 206H218V205H216ZM220 206V205H219ZM218 206V207H219ZM236 205L234 204V207H235ZM247 206V205H246ZM5 207V206H4ZM16 207V206H15ZM41 207V206H40ZM71 207V209L73 210V208ZM84 209H83V208ZM87 207V206H86ZM91 207V206H90ZM109 207V206H108ZM138 207V206H137ZM140 207V206H139ZM138 207V208H139ZM144 207H146V206H144ZM153 207V206H152ZM186 207V206H185ZM194 207V208H195ZM204 207V208H205ZM210 207V208H209ZM211 207H213L212 209H211ZM218 207H216V208H218ZM232 207H233V204H232ZM231 207V205L229 204V206H226V208H225V210L228 212V214H229V216H230V218H231V216H232V218L234 219V221H233V223L235 224H233V226H236V225H240V227H241V225L243 224V223H241V220L239 219V218H241L242 216V221L244 220V216L245 215H242L241 214V212H239L238 211V213H234L233 212V208ZM242 207H244V206H242ZM241 207V204H240V207H239V209L240 208H242ZM253 207H255V206H252V208ZM56 208V207H55ZM65 208H66V206H65ZM68 209H69V207H67ZM67 208H66V211H67ZM88 208V207H87ZM141 209L143 208L142 207V205H141V207H140ZM139 208V209H140ZM150 209H152L151 207H149ZM148 208V209H149ZM222 208V207H221ZM16 209V208H15ZM35 209V208H34ZM63 210H64V207L62 208ZM61 209V210H62ZM71 209H70V211H71ZM74 209V210H75ZM92 209V208H91ZM137 209V208H136ZM138 209V210H139ZM140 209V210H141ZM146 209V208H145ZM149 209V211H146L147 213H145V215H147L145 218V221L146 220H148V217H149V215L150 214H152L153 212H154V210H150ZM167 209V208H166ZM187 209V208H186ZM219 209H220V207H219ZM223 209V208H222ZM221 209V210H222ZM12 210V209H11ZM11 210H8V211H10L11 212ZM14 210V209H13ZM54 210H58V209H54ZM93 210V209H92ZM203 210V211H202ZM236 210H237V208H236ZM242 210H244L243 208H242ZM246 210V209H245ZM253 210H255V209H253ZM262 210V209H261ZM1 211V210H0ZM17 211V210H16ZM60 211V210H59ZM65 211V210H64ZM69 211V210H68ZM87 211H89V210H87ZM111 211V210H110ZM143 211H145L144 209H143ZM143 211L141 210L140 212H142L143 213ZM166 211V210H165ZM213 211L215 212V219H211L212 217L210 216V215H212L211 213H213ZM248 211V210H247ZM55 212H57V211H55ZM85 212H86V210H85ZM112 212V211H111ZM140 212L138 211V214H140ZM156 212V211H155ZM161 212H163V211H161ZM244 212V211H243ZM242 212V213H243ZM12 213V212H11ZM15 213V212H14ZM54 213V212H53ZM67 213H69V212H67ZM113 213V212H112ZM111 213V214H112ZM141 213V214H142ZM165 213V212H164ZM198 213V214H197ZM226 213V212H225ZM249 213V212H248ZM9 214V213H8ZM56 214H58V213H56ZM86 214V213H85ZM98 214V215H97ZM101 214H103V215H101ZM107 214H108V212H107ZM111 214H108V215H111ZM214 214V213H213ZM245 214V213H244ZM14 215H16V214H14ZM55 215V214H54ZM58 215H60V214H58ZM91 215H93V214H91ZM91 215H89V216H91ZM186 215V214H185ZM257 215V214H256ZM2 216V215H1ZM17 216V215H16ZM67 216H68V214H67ZM80 216V215H79ZM84 216V215H83ZM82 216V217H83ZM106 216V215H105ZM113 216V215H112ZM117 216H119V215H117ZM117 216H116V218H117ZM140 216V215H139ZM138 215H137V218L139 217ZM142 216L143 215H141V218H142ZM209 216H210V218H209ZM226 216H227V214H226ZM250 216V215H249ZM81 217V216H80ZM80 217L79 218H77V219H80ZM81 217V218H82ZM107 217V216H106ZM110 217V216H109ZM114 217H115V215H114ZM113 217V218H114ZM186 217V216H185ZM188 217V216H187ZM205 217V218H204ZM55 218H59V217H55L54 216V219ZM135 217H133V219H134ZM137 218H135V219H137ZM245 218H246V216H245ZM248 218V217H247ZM67 219H68V217H67ZM108 219V218H107ZM112 219V218H111ZM111 219H108V220H111ZM118 219V218H117ZM134 219V220H135ZM139 219H140V217H139ZM150 219V218H149ZM220 219H222V220H220ZM249 219V218H248ZM51 220V219H50ZM76 220V219H75ZM81 220V219H80ZM97 220V221H96ZM107 220V221H108ZM116 220V219H115ZM132 220V219H131ZM141 220V219H140ZM143 220V219H142ZM142 220H141V222H142ZM200 222H199V221ZM220 220V221H219ZM74 221V220H73ZM72 221V222H73ZM77 221V220H76ZM103 221V222H102ZM112 222H114L113 220H111ZM110 221V222H111ZM127 221H128V219H127ZM133 221V220H132ZM144 221V220H143ZM149 221V220H148ZM178 221H180V220H178ZM181 221H184L183 219L181 220ZM179 222V224L180 223H182V222ZM229 221H230V219H229ZM240 221V222H239ZM264 221V220H263ZM69 222V221H68ZM116 222V221H115ZM119 222V221H118ZM224 222V223H223ZM32 223V222H31ZM53 224L55 223V220H54V222H52ZM70 223V222H69ZM78 223V222H77ZM80 223V222H79ZM122 224L124 223V222H121ZM133 223H136L135 225H136V227L135 228H137V230H139L138 229V224L140 223V221H134ZM147 223H149V222H147ZM230 223V222H229ZM241 223V224H240ZM262 223V222H261ZM33 224V223H32ZM37 224V223H36ZM51 223H49V225H50ZM56 224H57V222H56ZM106 224V223H105ZM108 224V223H107ZM110 224V223H109ZM128 224H130L129 223V221H128ZM145 224V223H144ZM175 224H177V223H175ZM188 224V225H189ZM218 224V223H217ZM231 224V223H230ZM37 225H39V224H37ZM36 225V226H37ZM63 225V224H62ZM81 225V224H80ZM79 225V226H80ZM124 225V227H125V225H126V228L128 227L127 226V222H126V224H123ZM130 225H132V222H131V224ZM129 225V226H130ZM135 225H133V226H135ZM140 225H142V224H140ZM154 225V224H153ZM181 225V224H180ZM224 226V228H226L227 226ZM243 225H245V223L243 224ZM34 226V225H33ZM57 226V225H56ZM59 226H61V225H59ZM68 227L70 226V225H67ZM66 226V227H67ZM75 226V228H76V225H74ZM97 226V225H96ZM95 226V227H96ZM110 226V225H109ZM109 226L107 225V227H106V225H105V227L108 229V230H105L103 233L104 234H102L103 236L101 237V236H99L98 234H96V235H98V237H96V238H94L95 239V241H96V239L98 238V240L95 242V244L97 245V243L98 244H101L102 245V241H104L103 243H111L112 244V242L114 241V242H116V240H114V238H116L117 236L116 235H118V234H116V233H114V230L116 229V228H109ZM115 226V225H114ZM120 226V225H119ZM147 226V225H146ZM232 226V225H231ZM230 226V227H231ZM232 226V227H233ZM238 226H237V228H238ZM65 227V228H66ZM71 227V226H70ZM98 227V226H97ZM96 227V228H97ZM102 226L100 225V227H98V228H101ZM116 227V226H115ZM123 227V226H122ZM122 227H120V228H122ZM142 228H144L143 226H141ZM151 227V226H150ZM174 227V226H173ZM178 227H180L179 225H178ZM229 227V228H230ZM231 227V228H232ZM58 228V227H57ZM63 228V227H62ZM94 228V227H93ZM92 228V229H93ZM119 228V227H118ZM117 228V229H118ZM128 228H130V227H128ZM139 228H140V226H139ZM141 228V229H142ZM149 228V227H148ZM152 228V227H151ZM154 228V227H153ZM176 228H177V226H176ZM223 228V227H222ZM228 228V229H229ZM234 229H236L237 230V228H235V227H233ZM241 228H244L243 226L241 227ZM245 228H248L249 229V227L247 226V227H245ZM244 228V229H245ZM251 228V227H250ZM71 230L73 229V226H72V228H70ZM69 229V232L71 231ZM77 229H75V230H77ZM91 229V230H92ZM125 229V228H124ZM124 229L122 228V230L124 231ZM140 229V230H141ZM145 229L147 230V227H145ZM173 229H175V228H173ZM178 229V228H177ZM227 229V228H226ZM234 229H233V232H234ZM240 229V228H239ZM238 229V230H239ZM253 229V228H252ZM252 229H250L251 231H252ZM5 230V229H4ZM34 230H37V229H34L33 228V231ZM56 230H58V229H56ZM64 230H67V229H64ZM94 230V229H93ZM97 230V229H96ZM100 230H102V229H100ZM100 230H98V231H100ZM129 230V229H128ZM133 229L131 228V231H132ZM140 230L139 231H137V234H136V236H138L139 235V232H140ZM153 230V229H152ZM216 230V229H215ZM221 230H223V229H221ZM235 230V231H236ZM237 230V231H238ZM256 230V229H255ZM261 230V229H260ZM51 231H52V228H51ZM59 231V230H58ZM68 231V230H67ZM66 231V232H67ZM74 231V230H73ZM78 231V230H77ZM86 231V230H85ZM88 231H90V230H88ZM103 231V230H102ZM118 230H116V232H117ZM130 231V232H131ZM156 231V230H155ZM186 232V234H184L183 236H182V232ZM216 231H219V230H216ZM216 231H215V233H216ZM225 231V230H224ZM257 231V230H256ZM264 231V230H263ZM76 232V231H75ZM72 233V231H71V234H75L76 235V233ZM82 232H83V230H82ZM81 232V230H80V232L79 233H82ZM94 232H97V231H93V232H91V233H94ZM120 232V231H119ZM118 232V233H119ZM125 232V231H124ZM128 232V231H127ZM129 232V233H130ZM133 232V231H132ZM131 232V235L134 233H132ZM145 231H143V232H141L140 234H142V233H144ZM149 232H150V230H149ZM152 232V231H151ZM150 232V233H151ZM160 232V231H159ZM173 232V231H172ZM177 232V233H176ZM223 232V231H222ZM230 232H231V230H230ZM232 232V233H233ZM249 232V234L248 233H245L246 234V236L245 237H247V239H249V241H252L253 239H252V233H250V231H248ZM253 232V231H252ZM261 232V231H260ZM64 233V232H63ZM78 233V232H77ZM79 233L77 234V235H79ZM87 233V232H86ZM90 233V232H89ZM89 233H87V234H89ZM98 233V232H97ZM123 233V232H122ZM146 233H148V231L146 232ZM145 233V235H147ZM155 233V232H154ZM154 233H152V235H154ZM164 233V232H163ZM163 233H161V234H163ZM166 233V232H165ZM164 233V234H165ZM173 233V234H174ZM229 233V232H228ZM231 233V234H232ZM241 233H244V232H242L241 231ZM262 233V234H261ZM261 233H259V234H261L259 237H260V239L259 240H262V243L264 242V236H263V233L264 232H261ZM50 234H52V233H50ZM55 235L57 234L56 232L54 233ZM60 233L58 232V234L57 235H59ZM69 234V233H68ZM71 234H69V236H66L65 234V236H64V238H65V240L67 239H71V238H66V237H70V235ZM95 234V233H94ZM114 234H116V235H114ZM120 234V233H119ZM158 232H157V236H158ZM167 234V233H166ZM181 234V235H180ZM234 234V233H233ZM237 234V233H236ZM239 234V233H238ZM53 235V234H52ZM74 235V236H75ZM81 235V234H80ZM82 235H84L83 233H82ZM128 235V234H127ZM126 235V236H127ZM131 235H128L129 237H131ZM135 235V234H134ZM149 235V234H148ZM170 235H172V234H170ZM218 235V234H217ZM241 236V234H239V235H237V237L240 239V238H242L243 239V241L246 239L244 236ZM28 236V235H27ZM30 236V235H29ZM28 236V237H29ZM61 236V235H60ZM73 236V235H72ZM84 236H86V235H84ZM89 236V235H88ZM115 236V237H114ZM119 236V235H118ZM125 236V237H126ZM135 236V237H136ZM142 236V235H141ZM156 236V235H155ZM155 236H153V237H155ZM168 237H170L169 235H167ZM180 236H182V237H180ZM232 236V235H231ZM23 237V236H22ZM52 237V236H51ZM77 237V236H76ZM75 237V238H76ZM79 237V236H78ZM81 237H83V236H81ZM87 237V236H86ZM123 238H124V236H122ZM140 237V236H139ZM147 237V236H146ZM149 237V236H148ZM147 237V238H148ZM162 237H163V235H162ZM214 237V236H213ZM216 237V236H215ZM21 238V237H20ZM19 238V239H20ZM25 238V237H24ZM23 238V239H24ZM32 238V237H31ZM30 237L28 238L29 240L28 241H30V239H31ZM60 238V237H59ZM64 238H61V240L63 241V242H61L60 244L62 245V243H64ZM91 238H92V235H91ZM132 238V237H131ZM134 238V237H133ZM146 238V239H147ZM150 238H152L151 236H150ZM165 238H167V237H165ZM175 238H176V240H175ZM233 238V237H232ZM34 239V238H33ZM38 239V238H37ZM57 239V238H56ZM77 239V238H76ZM80 239V238H79ZM86 239V238H85ZM118 239H119V237H118ZM138 239H140V238H138ZM137 239V240H138ZM144 239V238H143ZM156 239V238H155ZM160 239H161V236H160V238H157V243L158 244H160ZM170 239V242H172V240ZM215 239V238H214ZM235 239V238H234ZM18 240V239H17ZM21 241H23L22 240V238L20 239ZM20 240H19V242H20ZM25 240H27V239H25ZM39 240V239H38ZM42 240H44V239H42ZM49 240V239H48ZM47 240V241H48ZM51 240V239H50ZM72 240V239H71ZM93 240V239H92ZM125 240V239H124ZM136 239H134V241H135ZM151 240V239H150ZM229 240H232L233 241V239H229ZM236 240V239H235ZM37 241V240H36ZM52 241V240H51ZM117 241H119V240H117ZM141 241V240H140ZM163 243L165 244V242H166V240H164L163 239ZM232 241H229L228 242V247H226L227 249H228V251H227V249H226V251L225 252H228V254L227 253H224V259L222 258V262H220V263H223V264H238V261L239 262H241L242 260L241 259H243L242 257L240 258L239 257V254H237V252H239L240 253V251H242L243 249L242 248H240V250L239 251H237L238 250V248L236 247V244L237 243H235L236 241H233L234 243H232ZM249 241H248V243H249ZM255 241V240H254ZM24 242V241H23ZM23 242H21V243H23ZM31 242V241H30ZM34 242V241H33ZM33 242H31V243H33ZM41 242V241H40ZM81 242V241H80ZM87 242V241H86ZM121 242V241H120ZM124 242V241H123ZM136 242V241H135ZM141 242H143V241H141ZM153 243L154 242H156V241H152ZM167 242H169V240H167ZM166 242V243H167ZM219 242V241H218ZM227 242V241H226ZM261 242V241H260ZM59 243V242H58ZM57 243V244H58ZM68 243H69V240H68ZM70 243H71V241H70ZM89 242H87V245H86V248L90 245V244H93L94 242H92L91 240H90V243L88 244ZM105 243V244H106ZM109 243V244H110ZM119 243V242H118ZM137 243V242H136ZM144 243H145V241H144ZM150 243V242H149ZM161 243H162V240H161ZM222 243H224V242H222ZM241 243V242H240ZM251 243V242H250ZM253 243H255V242H253ZM252 243V244H253ZM24 244V243H23ZM27 244H29L28 242L26 243V244H24V245H26V247H27ZM45 244V243H44ZM48 244V243H47ZM52 244V245H51ZM50 245L53 247V244L54 243H51ZM60 244H58V247H59V245ZM65 244V243H64ZM95 244H93L94 246H95ZM123 244V243H122ZM141 244V243H140ZM150 244H152V243H150ZM168 244V243H167ZM164 245V246H169V245ZM170 244V243H169ZM216 244V243H215ZM218 244V243H217ZM242 244V243H241ZM29 245H31V244H29ZM40 245L41 244H39L38 245V248L40 247ZM55 245V244H54ZM61 245H60V247H61ZM68 245V244H67ZM67 245H65V247H67ZM70 245V244H69ZM68 245V246H69ZM80 245V244H79ZM81 245H82V243H81ZM108 245V244H107ZM116 245V244H115ZM118 246H119V244H117ZM139 245V244H138ZM142 245H144V244H142ZM153 245V244H152ZM151 245V246H152ZM161 245V244H160ZM238 245V244H237ZM243 245V244H242ZM241 245V246H242ZM259 245V244H258ZM261 245V244H260ZM18 246V245H17ZM32 246H34V244L32 245ZM63 246V245H62ZM84 246V245H83ZM106 246V245H105ZM104 246V247H105ZM114 246V245H113ZM140 246V245H139ZM155 246V243H154V245H153V247ZM213 246V247H212ZM222 246V245H221ZM235 246V247H234ZM13 247V246H12ZM19 247H20V245H19ZM22 247V246H21ZM37 247V246H36ZM56 247H57V245H56ZM71 247H73V244L71 245ZM90 248H92V245H90L89 246ZM97 247H98V245H97ZM102 247H103V245H102ZM104 247L103 248H101V247H99V249L101 248V251H105V250H102V249H104ZM109 247V246H108ZM117 247V246H116ZM144 247H145V245H144ZM143 247V248H144ZM157 247V250H158V245L156 246ZM163 247V246H162ZM23 248H25V246L23 247ZM29 248H31V246H29ZM29 248H27V249H29ZM32 248H34V247H32ZM37 248V249H38ZM45 248H47V246L45 247ZM64 248V247H63ZM94 248V247H93ZM95 248H96V246H95ZM94 248V249H95ZM106 248V247H105ZM111 248V247H110ZM124 248V247H123ZM146 248H147V246H146ZM168 249L170 248V247H167ZM167 248H165V249H167ZM182 248H184V249H182ZM255 248V247H254ZM17 249H18V247H17ZM17 249H14L13 251H17ZM36 248H35V250H37ZM42 249V248H41ZM49 249V248H48ZM50 249H52V248H50ZM57 249V248H56ZM55 249V250H56ZM60 249V248H59ZM61 249H62V247H61ZM65 249V248H64ZM89 249V248H88ZM87 249V250H88ZM93 249V250H94ZM99 249H95L97 252H98V250ZM113 249H115V248H113ZM127 249V248H126ZM142 249V248H141ZM145 249V248H144ZM215 249H216V247H215ZM219 249V246L217 247V250ZM246 249V248H245ZM263 249V248H262ZM19 250H21V248H19L18 249V251ZM25 250H26V248H25ZM24 249H23V252L25 251ZM35 250H33V252H35ZM47 250V249H46ZM58 250V249H57ZM94 250V251H95ZM152 250V249H151ZM154 250V249H153ZM152 250V251H153ZM159 250H160V247H159ZM216 250V251H217ZM221 250V249H220ZM18 251L16 252V253H12V255L14 256L15 254L17 255V253H18ZM30 251H32V249L30 250ZM29 251V252H30ZM43 251H44V248H43V250H42V253H43ZM49 251V250H48ZM51 251V250H50ZM89 251V250H88ZM110 251H111V249H110ZM110 251H107L106 250V252L108 253H110ZM114 251V250H113ZM121 251V250H120ZM155 251V250H154ZM161 251H164V250H162L161 249ZM169 251L170 250H168V253H169ZM172 251V250H171ZM245 251V250H244ZM25 252H28V250H26ZM24 252V253H25ZM39 252H41V251H39ZM67 252V251H66ZM65 252V253H66ZM100 252V251H99ZM210 252V253H209ZM221 252H222V250H221ZM224 252V251H223ZM222 252V253H223ZM21 253V252H20ZM19 253V254H20ZM38 254V252H35V254ZM61 253H62V251H61ZM69 253V252H68ZM96 253V252H95ZM114 253V252H113ZM117 253V252H116ZM161 253V252H160ZM159 253V254H160ZM242 253H244V252H242ZM259 253V252H258ZM22 254V253H21ZM35 254H34V256H35ZM39 254H41V253H39ZM49 254V253H48ZM53 254V253H52ZM93 254V253H92ZM106 254V253H105ZM163 254V253H162ZM162 254H161V256H162ZM165 254V253H164ZM170 255H171V257H175V256H172L173 254L170 252L169 253ZM169 254H165L166 256L167 255H169ZM218 254H219V252H218ZM225 254H227V255H225ZM241 254V253H240ZM11 254H10V256L8 257L7 256V259L6 260H3L2 262L0 261V264H14L13 263V261H14V259L15 258H17V259H15L16 261L18 260V257H16V255L12 258L11 256H12ZM25 255V254H24ZM23 254H22V256H24ZM44 255L45 256H47V254H46V252L44 253ZM54 255H56L55 257H57V254H54ZM66 256H67V253L65 254ZM64 255V256H65ZM118 255H120V254H118ZM169 255V256H170ZM211 255H212V257H211ZM242 255V254H241ZM246 253H245V257H246ZM44 256V257H45ZM59 256V255H58ZM61 256V255H60ZM59 256V257H60ZM63 256V255H62ZM61 256V257H62ZM63 256V257H64ZM178 256H177V258H178ZM244 256V255H243ZM248 256V255H247ZM40 257V260L39 261H41V257H43V255L42 256H39ZM43 257V258H44ZM48 257V256H47ZM55 257H53V259L55 258ZM59 257H57L58 258V261L57 260H54V261H56L57 262V264L58 263H63L64 264V261L66 262L67 261V258L66 257H64V259H66V260H64V259H62L61 257V259L59 258ZM67 257H70L69 256V254H68V256ZM72 257V256H71ZM112 257V256H111ZM171 257H169V260H170V258ZM22 258V257H21ZM23 258H25V257H23ZM30 258V257H29ZM38 258V257H37ZM36 258V259H37ZM56 258V259H57ZM166 258V257H165ZM172 258V259H173ZM176 257L173 259V262L174 261H176L177 262V264H178V262L180 261L179 260V258L177 259ZM239 258H240V260H239ZM19 259H20V256H19ZM49 259V258H48ZM52 259V260H53ZM60 259V260H59ZM178 261H177V260ZM215 259H220V258H215ZM245 259V258H244ZM243 259V260H244ZM248 259H250V258H248ZM21 260L22 259H20L19 261L21 262ZM44 260V259H43ZM47 260V259H46ZM63 260V261H62ZM73 260V259H72ZM150 260V259H149ZM167 260V259H166ZM168 260V261H169ZM24 261V260H23ZM27 261H28V259H27ZM50 261V260H49ZM62 261V262H61ZM121 261V260H120ZM148 260H146V262H147ZM151 261H153V259L151 260ZM151 261H150V263H151ZM244 261H246V262H249V260L247 261V260H244ZM15 262V261H14ZM24 262H26V258H25V261ZM34 262V261H33ZM46 262V261H45ZM48 262V261H47ZM46 262V263H47ZM55 262V263H56ZM73 262V261H72ZM143 262V261H142ZM146 262H144V263H146ZM154 262H155V260H154ZM172 262V261H171ZM16 263H19L18 261L16 262ZM36 263V262H35ZM37 263H39L40 264V262H38L37 261ZM50 262H48V264H49ZM74 263V262H73ZM121 263V262H120ZM149 263V261H148V263H146V264H150ZM157 263V262H156ZM155 263V264H156ZM162 263V262H161ZM242 263H244V262H242ZM22 264V263H21ZM75 264V263H74ZM113 264H115V263H113ZM123 264V263H122ZM134 264V263H133ZM141 264V263H140ZM143 264V263H142ZM151 264H153V263H151ZM158 264H159V262H158ZM165 264V263H164ZM167 264V263H166ZM179 264H180V262H179ZM216 264H218V263H216ZM246 264V263H245ZM248 264V263H247Z\"/></svg>",
  "mask_w": 264,
  "mask_h": 264
},
{
  "label": "crops",
  "instance_id": "crops-1",
  "mask_svg": "<svg viewBox=\"0 0 264 264\" xmlns=\"http://www.w3.org/2000/svg\"><path fill=\"white\" fill-rule=\"evenodd\" d=\"M129 1L126 0L125 2ZM136 1L140 2L142 0ZM144 1L146 6L151 3L150 12L149 7L146 11L147 17L150 15L151 18H165L166 13H168V18L174 15L178 20H181L178 34L183 35L184 43L187 42L192 45V54L189 53L184 56L182 64L166 66V71L176 70L177 72H186V74L191 75V80L188 82H190L192 91L188 92L186 88H183L182 90L180 89L179 93L175 91L174 94L172 93L173 95L170 94V99H168L170 101H173V99L180 100L177 102L178 105L192 99V97L195 101L198 96L205 93L206 83H210L208 81L210 80L209 76L211 75L210 77L212 78V76L214 77V72H217L218 77L215 76L216 79L210 80L213 81L211 85L215 84L219 87H225L231 82V87L226 89L222 93L223 95L230 93L243 94L257 102L256 135L264 141V17H260H263L260 22L262 24L260 25L262 32L256 34V40L251 34L252 30L250 28V24L254 23L253 14L251 15L253 12L251 11L253 0H169V2L175 3L176 7L175 9L173 7L168 9V12L165 9L164 0ZM261 3L264 4V2ZM126 7L130 8L131 4ZM181 25L182 30L180 29ZM209 72H212L213 75ZM184 82L187 81L185 80ZM181 92L183 95H180L182 94ZM219 96L217 95V97ZM262 135L263 137H261Z\"/></svg>",
  "mask_w": 264,
  "mask_h": 264
},
{
  "label": "snow or ice",
  "instance_id": "snow-or-ice-1",
  "mask_svg": "<svg viewBox=\"0 0 264 264\" xmlns=\"http://www.w3.org/2000/svg\"><path fill=\"white\" fill-rule=\"evenodd\" d=\"M260 2H264V0H260Z\"/></svg>",
  "mask_w": 264,
  "mask_h": 264
}]
</instances>
